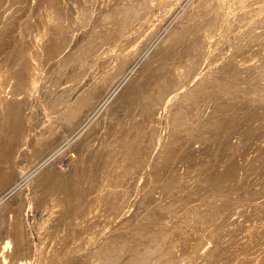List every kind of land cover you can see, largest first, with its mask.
<instances>
[{
    "label": "bare ground",
    "instance_id": "bare-ground-1",
    "mask_svg": "<svg viewBox=\"0 0 264 264\" xmlns=\"http://www.w3.org/2000/svg\"><path fill=\"white\" fill-rule=\"evenodd\" d=\"M34 1H36V0H34ZM149 1H151V0H149ZM149 1L148 0H127L124 4L122 2L119 5V3H118L119 1H118L117 2L118 4L115 2V4L112 5L110 2L108 3L107 0H67V1L66 0H39L40 3L35 2L36 5L39 4L38 5L39 8L35 7V8H37L36 9L37 11L34 12V14H32V16L29 15L27 17L30 18V16H31L32 20H33V25H35V27L37 29H40V30L42 29L43 32L41 31V33H42L41 36L40 35L37 36V33H36V35H34L35 34L34 33L33 34L34 37L29 38L30 40H32L31 38H33V40L31 41V45H32L33 49H32V51L27 53V55L23 51L24 49L21 48V45L18 44L19 40L17 41V37L18 38L21 37V32H22L21 31L22 23H20L21 19H20V16L18 17V11L21 9V7H20V9L18 8L19 10L17 9L16 12L11 13V15H9V17L6 20L7 22L5 24V27L3 29H0V50H3V48H4L6 50V52L12 53L11 56L9 53L5 54V56H8V54H9V57H11V61H10V59L8 61H6V59L8 57L7 58L4 57V58H6L5 60L4 59L0 60V64H2L3 62L4 63L6 62V64H7V65H5L4 69L3 68L0 69V194L2 192H4V189H6V187L12 185L13 182H15L17 179H19L20 176H23V177H21V179L26 178V175L28 176L29 170L27 171L28 173L25 170H26V168L27 169L30 168V166H29L30 163L27 165L29 167H27L25 165V162H23L24 157L27 154H29L28 156H30V159H29V157L27 159L29 160V162H31V167L34 164V163L32 164V162L39 163L37 165V166H39L41 164V162L44 161V159L46 160L47 157L51 158L54 156V154H55V156L59 155L57 153L61 152L63 149H65L68 146H71L72 148L74 147V149H73L74 152L72 154L67 155L64 158L62 157L63 158L62 159L63 160L62 166L63 165L65 166L64 170H65L66 175L62 176V174H63L62 172H57L55 170L58 167V165L55 167V169L53 168L54 165H52V168H51V169H53L52 175L50 174V176H48L49 178H46L43 180L44 184H45L44 181L46 180V185L41 186L42 183L41 184L38 183L39 186L33 184V186H35L36 191L33 192L32 199L34 198V200L38 199L41 201L40 207L43 208L41 211L44 212V214H41L40 218L36 219V214H38V213H34L35 215L34 214L32 215L30 212L31 209L33 211V208L38 210L36 208V206L31 208L32 205H30L31 209L30 210L26 209V206H27V208H29V206L27 205V202H26L27 200L25 201V199L22 198L23 196L22 197L19 196L18 199H17V197H18L17 196L16 197L17 200L15 199L16 200L15 203H13L11 201L4 203L5 199H4V202L2 201L3 202L2 204L0 203V264H9V262L12 264L14 262V259H16L18 256H21V257L24 256L25 258L29 259L27 262V259L25 260V258H24V262H21L19 264H264V204H262L263 202L257 201L258 204L262 202L260 205V206H262V209L260 210L259 213H257L258 210H256V211L254 210L255 208L252 209L254 211L250 212L248 210V208H249V206L254 205L255 200L254 199L251 200L250 198L246 197V196H248L246 194H245L246 195L245 197H246V199L248 198L247 200L245 198L243 199L241 197L244 194L242 195V192H240L239 190H241L243 188V186L245 187V185H243V186L240 185V189L237 190L236 193L234 192L235 194H232L233 190H232V193L230 190H229L230 192L228 190H226L227 193L229 192V193H231V195H229V193L227 194V193L221 191L225 187H227L224 185L227 183H224V182L229 175L230 176L232 175L231 178L232 179L234 178L233 181L234 180H238V181L240 180V182L242 181V183L244 180H247V181L254 180L255 178L258 177L257 175H259V176L264 175V162L261 163V160H263V158H264V134H262V135L258 136V138H256V140H258V142H254V144H252L250 146L248 145L247 146L248 148H245V149H247L246 155L248 153H249L248 155H250V154H254V155L249 156V157L247 156L248 158L245 157L244 160L240 159V161H238L237 163L235 162L236 163L235 165L233 164L234 166L231 164H230V166H227V165H229L228 163L225 165L224 164L222 165V162L225 159L224 160L221 159V161H222V162H220L221 164L219 163L220 160H218L217 161L218 164H216V165H219L217 167L218 171L215 173L213 172L214 177L217 175V178L211 179L213 177L210 178V175H209V178L213 181V183L211 182V184L208 180L206 182L204 180L203 183L202 182L199 183L197 181L198 179L196 178L195 172L192 174L189 173L190 175H187V173H184L180 170H178V172H176L177 169L174 172L173 169H175V168H173L172 171H169L171 173H170V176L168 177V179H167V177L166 178L164 177L165 181H167L169 183L168 188L165 187V184H164L165 181H164V178H162V174L164 172H166L165 171V166H166L165 163H167L166 160L170 157L169 155H171V152H176V150H178V149H176V143H175L176 139L178 137L175 139V142H173L175 135L172 136L173 137L172 141L168 140L169 138L167 137L168 139H166V140H168V141H165L164 144L162 143L164 136L166 135L162 131V129L165 130V128L167 127V126L165 128L162 127V125L165 122L163 120V118L166 115V111L169 112V111H171V108H172V110L175 111V112L172 111L173 114L175 113L176 116H180V117L174 118L175 120L178 118H182V117H183L182 119H184L186 116L189 117V115H192V114H190L191 108L193 109V107L191 105H192V103L195 102V100L198 99V101H199V97H198L197 93L200 94L199 91H201V89L202 90L205 89L204 87H206V86H208L209 88L214 87V89L216 87V90L220 89V90H225V91H227L229 89L228 90L229 92H231V90L238 91V89L240 88L239 85H241V84H239V85H237V83L235 84L236 80H234V84H229L230 83L229 80L231 78L230 79L228 78V80H227L228 84L225 82V79H224V81H223V79L220 81L218 79L219 78L218 76L220 73L219 74L217 73V72H219L217 69H219L220 72H222L221 68H220L222 66H220V67L218 66L221 64V62L219 61L220 64H216V62L212 63L213 60L216 61V59L219 60L221 58V61L223 62V64H226V62L223 60V58L224 59H225V57L227 58L228 55L226 56L225 54H228V53L223 51V48H222L223 52L219 51L220 52V53L218 52L219 54L218 53L215 54L218 56L210 57L212 55V53H211L212 50L210 52L209 48H211L210 46L213 45L212 40H213L214 35L211 33V31L209 29L214 28V27H211L212 25L216 26V25H214V23L218 19L221 21V23L219 22V27L222 30H225V28L228 29L227 28L228 26L225 24L229 23L228 20H230V18L227 19L228 17H226V15H229V13L226 14L227 12L225 11V7H224L227 4L226 3H225V5L222 4L223 0L222 1L221 0H197V1L195 0L196 1V2L194 1L195 4H193V2H192L191 5H188L186 11H184V16H183L182 21L181 20H179L180 22L178 21L179 25L177 24L178 26L177 27L175 26L176 28L174 27V29L172 31H170V33L165 37L167 39L163 38V40L158 42L154 47L152 46L153 48L150 51L147 49L149 51V53L146 51L147 55H145V58L143 59V61L140 59L141 62L140 63L138 62V64L136 65L135 64V62H137L135 59L136 56H134V58H132V55L134 53L133 52H132L133 54L128 53L126 56L127 52L124 51V55L123 56L121 55V57L117 59V62L119 60V62H118L119 64H116L117 62L115 63L116 60L114 59L115 60L114 66H113V64L111 66L110 65V62H112L111 56H113L114 54L112 53L113 55H111L110 50L109 51L105 50V52H102L100 50L101 52H98L97 49L103 48V46L100 48H97L100 46L99 44L102 43L101 41H103V40L100 39L101 41H99L100 35H98L99 37L97 36L98 39L96 40L97 37L95 36V34H98V33L101 34L102 32L105 33L106 31H108L110 34L111 33L113 34L115 29L118 28L117 25L122 23L120 18H119L120 14H121L120 16H122V12L125 14L127 12V13H129V15H130V13L138 14L141 12L140 9H143L142 11H144V13L147 15L148 11L154 12V10H156V7H157L156 5L164 6L163 4H165V5H171L172 6L174 4L177 6V4L179 2H182L183 0H157L156 5L154 4L155 1L152 0V2H150V3H149ZM158 1H159V4H157ZM236 1L237 2L238 1L244 2V3L239 2L240 3L239 7L241 8V6H243V8H244V10H242L243 13H245L247 15H248V13L253 14L256 17L253 15L252 16L257 18V21H262V20L264 21V3L263 4L259 3L260 6H257L258 5L257 2H259L260 0H252V1L248 0V2H246V0L245 1L236 0ZM263 1L261 0V2H263ZM25 2H26L25 5L27 7L30 0H25ZM230 2H231V0L228 1V3H230ZM151 3H153V4H151ZM184 3H187V1ZM255 3H257V5ZM116 4L119 6L116 7ZM241 4H244V5H241ZM253 4H255L254 6H256V7H253ZM0 5H1V3H0ZM7 5H8V3H7ZM23 5H22V7H23ZM32 5H33V3H32ZM179 5H180V3H179ZM121 6H123V7H121ZM162 6H160V7H162ZM171 6H169V8ZM92 7H95L96 10H97V8L100 10V16L97 19L100 20L101 22H107L109 25H108V27H106V25H107V23H106V25L104 26L106 28L101 29V31L100 30L97 32L95 31V33L93 31H92L93 33H90L89 30L86 31V29H85V31H82L83 33L80 34L79 36L77 34L78 38L75 41L80 43L81 46L83 45V49L80 48L82 50L81 53H84L83 55H85L87 52H90L89 55H91L90 58H92V59H90V62L88 61L89 63L87 64L86 68H84L85 66L81 67L83 62L82 63L80 61L77 62V60H75L76 58L75 59L73 58L76 62L72 66L69 67L67 65V64H69V62L65 58L69 57V55L71 54L70 51L73 49H70L69 52L66 51V52H68V54L70 53L69 55L67 54L68 55L67 57L66 56L64 57V55H63V59H65V60H63L64 62H62V60H61L62 58L60 59L61 62L58 59L56 60L54 57L51 56V54L55 50V48L58 46L59 43L61 44L62 41H64V40L66 41V39H68L67 33L71 28H72L71 34H73V28H76V26H77V28L79 27L78 25H80V23L83 22L82 19L85 17V14L86 13L89 14L88 12H89L90 8H92ZM229 7H230V5H229ZM4 8L2 9V11L4 10ZM7 8H8V6H7ZM32 8H34V7H32ZM95 8H93V9H95ZM245 8L248 11L245 10ZM166 9H168V8L166 7ZM172 9H174V8L172 7ZM229 9H228V12H229ZM236 9H238V8H236ZM33 10L34 9H32V11ZM67 10H69L70 12ZM3 12H5V11H3ZM66 12H68V13H66ZM135 12H138V13H135ZM235 12H236V10H235ZM246 12H248V13H246ZM0 13H2V12H0ZM30 13H31V11H30ZM96 13H97V11H96ZM165 13L167 14V12H165ZM165 13H163V15ZM66 14H67V16H66ZM82 14L84 17H82ZM87 14H86V16H88ZM91 14H93V13H91ZM140 14H138V15H140ZM129 15H128V17H129ZM149 15L150 16L147 17L149 19H145L146 21H145V23L143 22L141 27L138 26L139 27L138 31H140V32H137V33L140 34L143 31L144 34H147L148 37L150 36L152 38L156 29L158 28V26H161V24L160 25L155 24V20H154L155 16L153 17L154 14L152 15V13L150 14V12H149ZM233 16H234V14H233ZM252 16H250V17H252ZM125 17H127V16H125ZM250 17H249V20H252ZM18 18H19V24H18ZM24 18H25V16H24ZM123 18H122V20H123ZM163 18H165V17H163ZM86 19H83V20H86ZM91 19H93V17ZM134 19L135 18H133V20ZM233 19H235V18H233ZM27 20L28 19H26V21ZM32 20H30V21H32ZM98 20H97V22H98ZM124 20H126V19H124ZM249 20L247 22H250ZM127 21H125V22H127ZM244 21H243V23H244ZM257 21L255 19V22H257ZM247 22H246V24L248 25ZM26 23H28V22H26ZM253 23L254 22L252 21V24ZM257 23H259V22H257ZM95 24H97L96 21H95ZM126 24H129V21ZM250 24H251V22H250ZM250 24H249V27L252 26ZM262 24H263V22H262ZM262 24H260V25H262ZM81 25H80V27H81ZM139 25H141V24H139ZM237 25H239V24H237ZM260 25H256V26L259 27ZM102 26H103V24H102ZM132 26H133V24H132ZM223 26H226V27L223 28ZM23 27H24V23H23ZM27 27L28 26H26V28ZM59 27L61 28V30L63 29L62 33L59 32L60 30L58 31ZM93 27H92V29H93ZM241 27L242 26H240V28ZM255 27H253V28H255ZM36 28H34V29H36ZM247 28H248V26H247ZM15 29H17V30H15ZM25 29H23V32ZM27 29H29V28H27ZM141 29H143V30L141 31ZM245 29H244L243 35L246 34ZM32 30H33V28H32ZM94 30H95V27H94ZM128 30H130V29H128ZM135 30H136V28H135ZM213 30L216 31V28ZM250 30L252 31L253 29L250 28ZM117 31H119V30L117 29ZM121 31H123V30H121ZM251 31H247V29H246V32L251 33ZM130 32H132V31H130ZM157 32H158V30H157ZM233 32H234V30H233ZM257 32L258 31L256 30V33L254 34L255 36H256V34H258ZM143 33L140 34L141 35L140 38H142ZM228 33H229V31H228ZM239 33L240 32H237V37L235 35L236 33L235 34L233 33L234 35L230 34V36L232 35L231 37L226 34L230 38H229V40L227 39V41L225 43H223L225 45L222 44L223 46H225L224 48L227 47V49H228L231 45H233L234 41L236 42L237 40L241 39V36L239 37ZM23 34L24 33H22V35ZM116 34H117V32L114 34V36ZM241 34H242V32L240 33V35ZM133 35H135V34H133ZM140 35H138V36H140ZM254 35L252 34L251 36L253 37ZM24 36H23V38H24ZM73 36H75V35H73ZM103 36H106V35H103ZM126 36H127L126 34H125V36L122 35L121 37H119V40L121 38V41L124 40L123 42H125V43H127L128 41L134 40L132 38V36H127V37ZM138 36L136 35V37H138ZM244 36H246V35H244ZM251 36L249 38H251ZM111 37L112 36H110V38ZM143 37H145V36H143ZM71 38H72V36H71ZM145 38H147V37H145ZM219 38L222 39L221 37H219ZM242 38H243V36H242ZM245 38L247 39V37H245ZM245 38H244V40H246ZM21 39H20V41H21ZM50 39H52V40L50 42H48ZM73 39L74 38H72L71 41ZM116 39H117V37H116ZM116 39H115V42H116ZM217 39H216V41H217ZM112 40H114V39H112ZM119 40H117V41L120 42ZM136 40H137L136 42H139L138 39H136ZM262 40H264V38ZM103 42H105V41H103ZM23 43H24V41H23ZM25 43H26V40H25ZM51 43L53 44V47L55 45L54 49L52 47H51L52 49L48 48V44L51 45ZM236 43L238 44L239 42H236ZM240 43L244 44V43H246V41H243ZM63 44H64V42H63ZM63 44H62V46H63ZM135 44H137V43H135ZM141 44H140V46H141ZM254 44H255V42H254ZM102 45H103V43H102ZM118 45H121V44H118ZM138 45H137V47H138ZM44 46H45V48H44ZM106 46H107L106 47L107 49L110 48L109 47L110 45L109 46L106 45ZM24 47H27V46H24ZM36 47H39V50L42 49L40 52H41V54H43V56L45 58V59L42 58L43 59L42 61L45 60L44 63L47 62L46 63V64H48L47 67L46 66L44 67V65L42 63L41 64L43 66L42 65L39 66L40 63L37 64L38 60L36 61L34 59V57L37 59V57L35 56L38 53V52L36 53ZM59 47H58V49H59ZM117 47H119V46H117ZM125 47H122L121 49H125ZM130 47L132 48V44ZM131 48H130V50H131ZM61 49H62V47H61ZM263 49H264V47H263ZM39 50H37V51H39ZM74 51H79V50H74ZM246 51H248L247 54H245L244 52H241V56L239 55L240 58H237L238 55H234V56H237V57H235V59L230 57V61H227V62H229L230 66L229 65H227V66H229V68L232 66L233 69L235 71H237V72L234 71L235 74L236 73L238 74V72H241V74H242V72H244L243 75H247V74H250V75L251 74L252 75L257 74L258 75V73H263L264 68L262 66L257 67L259 62L254 64L256 66H254L253 64H250V63H249V66L246 63L247 67L243 66V64L245 62H247V61L249 62V60L252 59V57L249 55V50H246ZM250 51H251V49H250ZM117 52L121 53V51H119V49ZM128 52H129V50H128ZM261 52L263 53V51H261ZM76 53H78V52H75L74 54H76ZM120 53L117 55L119 56ZM232 53H234V52L232 51ZM242 53H244V54H242ZM1 54H4V53L0 52V55ZM41 54L37 55V56H41ZM56 54H57V52H56ZM79 54L80 53H78V55ZM237 54H239V53H237ZM250 54L252 55V53H250ZM54 55H55V53H54ZM58 55H59V52H58ZM86 55L88 56L87 58H89V55L88 54H86ZM224 55H225V57H224ZM74 56H76V55H74ZM230 56H232V55H230ZM80 57L81 56H79V58ZM209 57L211 58L210 59V61H212L211 63L216 64L218 68L215 65H214L215 67L211 65L212 66L211 70H208V72L206 71V73H201L203 75V77L201 76L202 78H200V80L199 79L197 80V78H199V77H195L198 82L194 81L195 80L194 79L193 83L192 82L189 83V79L193 76L192 74L196 70H197L196 74L198 73L196 76H198L200 74V71H198V70L200 68V65L202 64L201 62L206 61V59ZM254 57L256 58V56H254ZM70 58H72V57L70 56ZM82 58L85 59L86 56L85 57L82 56L80 59H82ZM87 58L85 59V61L87 60ZM131 58L135 59V60L130 63ZM262 58H264V57H262ZM242 59L244 61H242ZM72 60L70 59L69 61H72ZM161 60H163V63L161 62ZM34 61L37 62L36 63L37 65L35 64ZM39 61H41V59H39ZM157 61H158V63H156ZM208 61H209V59H208ZM207 63H209V62H207ZM217 63H218V61H217ZM70 64H71V62H70ZM223 64H221V65H223ZM186 65L188 68L186 67L187 69L185 72L184 71L185 68L183 66H186ZM0 66H2V65H0ZM198 66H199V68H198ZM225 67H226V65H225ZM260 68H263V69H260ZM124 69H126L127 72ZM233 69L231 71H233ZM117 70L119 72H122L121 70H124L126 72V74L124 73V76H120V75H118L119 72L116 73ZM193 70H195V71H193ZM205 70H207V69H203V71H205ZM227 70H230V69H227ZM83 71H85V73H83ZM134 71H135V73H134ZM1 72H3V73H1ZM230 73H232V72H230ZM77 74H79L80 76H81V74H83V76H81L80 79H78V80L73 79V81H72V78L78 76ZM215 74H218V75H215ZM228 74H225L224 78ZM189 75L190 76L192 75V76L188 79ZM220 75H223V72ZM194 76H195V74H194ZM234 76H232L233 79H235ZM230 77H231V75H230ZM239 77H240V75H239ZM244 77L246 78V76H244ZM77 78L78 77H76V79ZM186 78L188 79V81H185V80H187ZM241 78H237V79H241ZM251 78H252V76H250V78H248V79H251ZM49 79L53 80L52 82H54L53 86L51 85V87L46 85V83H48V81H46V80H49ZM233 79H232V81H233ZM242 80H244V79H242ZM45 81H46V83H45ZM69 81H72V82H69ZM74 81H77V82H74ZM245 81H246V79H245ZM245 81H240V82L243 83ZM248 81L249 80H247V82ZM255 81L257 82V80H255ZM255 81L251 80L250 82H252L254 84ZM182 82H184V83H182ZM186 82H188L189 84H186ZM263 83H264V81H263ZM245 84H246V82H245ZM248 85H249V83L247 84V86ZM190 86H192L191 87L192 89H188V88H190ZM243 86H241V87H243ZM251 87H254V86H251ZM245 88L250 89V87H245ZM242 89H239V90H242ZM252 89H250V90H252ZM258 89H260V88H258ZM263 89L260 91L263 92ZM206 90H207V88L205 89V93L207 92ZM214 91H213V93H214ZM217 91L219 92V90H217ZM242 91H244V90H242ZM246 91L248 93H250L248 90H246ZM252 91H253V93H255L254 90H252ZM260 91L257 90L256 92H260ZM210 92H211V95H214L216 93L215 92L214 94H212V90ZM205 93H203V94H205ZM233 93H235V92H233ZM253 93H251L253 95V97L255 95L259 94V93H257L254 95ZM228 94H230V93H228ZM205 95H207V94H205ZM220 96H221V94H220ZM234 96H236V95H234ZM243 96H245V95H243ZM203 97H204V95H203ZM203 97H202V99L201 98L200 99L203 100ZM215 97L216 96L214 95V98ZM217 97H219V96H217ZM263 97H261V98H263ZM214 98H213V100H215ZM234 98H236V97H234ZM224 99H226V97ZM227 99H229V98H227ZM254 99H255V101L258 100L257 98H254ZM231 100H234V99L232 98ZM222 101H223V103H225L224 100H222ZM222 101H220V102H222ZM255 101L253 100V102H255ZM258 101L261 102L262 100L261 101L258 100ZM263 101H264V99H263ZM263 101H262V103H263ZM253 102H251V104ZM208 103H209V101H208ZM241 103H242V101H241ZM201 104H202V102H201ZM217 104H220V103L218 102ZM256 104H257V102L255 103V105ZM260 104H258V105H260ZM237 105H239V104H237ZM246 105H248V104H246ZM193 106H194V104H193ZM203 106H207V105L205 104ZM219 106H221V104ZM222 106H223V104H222ZM260 106H258V107H260ZM198 107H196V108H198ZM250 107H252V105L249 104L248 108H250ZM201 108H202V106H201ZM254 108H255V106H254ZM256 108L254 109L256 111L255 113H258L259 111H257V110H259V109L258 108L256 109ZM194 109H195V107H194ZM214 109H216V108H214ZM218 109H221V108H218ZM218 109H217V111H218ZM234 109H236L235 106H234ZM262 109L264 110V108H262ZM196 110L197 109H195V111L194 112L192 111V112L196 114ZM203 110H202V112H203ZM221 110H219V111H221ZM223 110L225 112L224 108H223ZM236 110H235V112H237ZM254 110H253V113H254ZM212 111L215 112V110H212ZM219 111L217 113H219ZM232 111H231L232 114H235L233 107H232ZM208 112H210V111H208ZM214 112H212V113H214ZM227 112H225V114ZM251 112H252V110H251ZM251 112H249V113L251 114ZM188 113H189V115H188ZM199 113H201V112H199ZM199 113H197V114L199 115ZM212 113L210 114L211 116L213 115ZM221 113L223 114V112H220L219 114H221ZM230 113H228V115ZM197 114H196V116H197ZM205 114H208V113H205ZM219 114H217V115H219ZM240 114H242V113H240ZM244 114L247 115V113H244ZM250 114H248V115H250ZM200 115H203V113H201ZM204 115L201 116L200 118H203ZM261 115H263V113H261ZM208 116L209 115H207L206 119L209 120V118H210V120H211V116H209V118H208ZM222 116H221V118H222ZM236 116H237V113H236ZM239 116L240 115H238V117ZM253 116H255V115H253ZM169 117H170V115H169ZM169 117H167V118L169 119ZM190 117L194 118L195 116H190ZM215 117H216V115H215ZM225 117H226V115H225ZM233 117L235 118V115ZM233 117H231L232 119H230V122H232L231 120L234 119ZM255 117H257V116H255ZM258 117H260V114ZM200 118H198V120L197 119L196 120L198 122H200L199 121ZM229 118H228V120H229ZM241 118L242 117H240V119ZM245 118H249V117L246 116ZM171 119H172V116H171ZM215 119H217V118H214V120ZM255 119L258 120L257 118H255ZM262 119H264V118H262ZM175 120H172V121H175ZM180 120L181 119H179L178 121H180ZM188 120L191 121V119H188ZM194 120H195V118H194ZM218 120H220V118ZM250 120H251V117H250ZM186 121L185 122L183 121L185 123L183 125H186L187 123H188V125H190L191 122L187 121V123H186ZM205 121H207V120H205ZM209 121L207 123H209ZM221 121L223 122V120H221ZM253 121H254V119L252 120V122ZM143 122H145L144 125H142ZM168 122H166V125ZM201 122L205 123L203 119ZM211 122H212V120H211ZM214 122H212V123H214ZM216 122H218V121H216ZM227 122H229V121H227ZM227 122H223V123H225V125H227ZM234 122H235V120H234ZM249 122H251V121H249ZM252 122H251V124H253ZM158 123H160L161 125L158 126ZM173 123H176V124L175 125H173L172 123H170V124H172L173 126H176L181 122H179V123L173 122ZM207 123H205V125L204 124H201V125L206 126ZM248 123H246V124H248ZM211 124H210V126H211ZM217 124H220V121ZM233 124H235V123H233ZM256 124H257V122H256ZM179 125H182V123ZM195 125H197V124H195ZM231 125H232V123H231ZM170 126L171 125H169V127ZM207 126H206V128H207ZM228 126L230 127L229 123H228L227 127ZM262 126L263 125L261 123V126L259 127V128H261V130H262ZM187 127L185 129L189 128V127L188 128ZM192 127H193V125H192ZM192 127L189 130H192ZM211 127H214V126H211ZM220 127L221 126H219V128ZM223 127H225V126H223ZM231 127L234 128V126H231ZM251 127H248V128H251ZM171 128L172 127H170L169 129H171ZM204 128H201V129H204ZM216 128H218V127L215 125L214 130ZM233 128H229V129L232 130ZM244 128H245V125H244L243 129ZM253 128H251V129H253ZM240 129H239V131L241 132L242 135H244L242 133V131L245 132V130L241 131ZM263 129H264V126H263ZM174 130H176V129H174ZM189 130H187V131H189ZM205 130H207V129H205ZM230 130H229V132H227V130H226V132L230 133ZM233 130H235V129H233ZM233 130H232V132H233ZM165 131L167 132L168 130H165ZM195 131H197V130H195ZM202 131L204 132V130H202ZM248 131L249 130L247 129L246 132H248ZM176 132H177V130L174 133L176 134ZM199 132H201V131H199ZM224 132H223V134H224ZM246 132H245V134H246ZM250 132H251V130H250ZM253 132L254 131H252L251 133H253ZM182 133H184V132L182 131ZM182 133L180 134L181 137H182ZM189 133H190V131H189ZM204 133L208 134V131H206ZM213 133H215V132H213ZM120 134H122L123 136L122 135L120 136ZM167 134L169 136V133H167ZM193 134H195V133H193ZM193 134L190 133L189 135L192 136ZM209 134H210V132H209ZM219 134H222V133H219ZM180 135H179V138H180ZM198 135H199V137L202 136V135L200 136V134H198ZM213 135H215V134H213ZM213 135L211 134V137ZM218 135H216V136L218 137ZM222 135H221V138H222ZM238 135H240V134H238ZM251 135H249V136L251 137ZM187 136H185V138ZM206 136H208V135H206ZM209 136L207 138H209ZM145 137L146 138L149 137L150 141L145 142V140L147 141V139H145ZM197 137L195 136L196 141L198 139ZM217 137H215V139ZM230 137H232V136H230ZM243 137L244 136H242V138ZM246 137L248 138V136H246ZM256 137H257V135H256ZM182 138L185 139L184 137H182ZM207 138L202 137L201 141H203L202 139L207 140ZM218 138H220V137H218ZM221 138H220V140H221ZM228 138L226 137L225 139L228 140ZM232 138H230L228 141H231ZM236 138H239V136L238 137L236 136ZM215 139H213V140L215 141ZM250 139H252V138H250ZM253 139H254V137H253ZM178 140L180 142L181 139H178ZM217 140H219V139H217ZM247 140H246V142H247ZM155 141H157L156 144L159 145L156 147L157 151H155V146H156V144L154 146ZM185 141H186V139H185ZM210 141H212V140H210ZM223 141H225V140H223ZM237 141H236L237 144H239V139H237ZM181 142H182V144H181ZM181 142H180L181 145L178 143L180 145V147L183 145V143H185V142H183V140H181ZM188 142H189V140H188ZM198 142H199V140H198ZM226 142H224V143H226ZM161 143L163 146L161 145ZM220 143H221V141H220ZM220 143H218L220 145V147L223 146L222 143L221 144ZM233 143H234V141H233ZM192 144H193V142H192ZM202 144H203V142H202ZM214 144H215V142H214ZM218 144L216 145L217 147H218ZM235 144H233V145H235ZM245 144H248V143H245ZM179 145H178V147H179ZM189 145H191L190 142H189ZM233 145H231L232 148H233ZM240 145H241V143H240ZM205 146H206V144H205ZM205 146H204V148H205ZM211 146L213 147L214 145H211ZM242 146L245 147L246 145L242 144ZM180 147H179V149H180ZM185 147H188V146H185ZM191 147H192V145H191ZM199 147H202V146H199ZM207 147L208 146H206V148ZM239 147H241V146H239ZM162 148H163V150L161 151ZM206 148H205V150H206ZM208 148H209V150L207 149L206 151H208V152L211 151L210 147H208ZM214 148L215 147H213V149ZM222 148H224V147H221V149ZM226 148H228V147H226ZM183 149L184 148H182V150L181 149L180 150L183 151ZM193 149H191V150L189 149L190 152ZM228 149H230V146ZM241 149H240V152H241ZM89 150L91 151L90 153H89ZM185 150H187V148ZM201 150H203V149H201ZM233 150H235V149H233ZM77 151L80 152V155L78 154ZM83 151L84 152L87 151L89 154L87 155V152H86V155H85V153H82ZM206 151H203V153H205ZM212 151H214V150H212ZM220 151L218 150V153ZM236 151H235V154H236ZM243 151H242V153H243ZM67 152H69V151L67 150ZM126 152L131 153V157L129 156V159H128V160H130L129 162H131V163L128 164L129 166L128 165L127 166L129 168L132 165L129 168V171L132 168L133 172L131 170L132 173H130V174L126 173L127 174L126 175L125 172L127 170L124 171L122 169L121 171H124V172L121 173V171H120V174H118L117 170L120 167L122 168L123 166L126 165L125 162L121 161L122 157L125 156L124 154H127ZM161 152H162V155L163 154L164 155L160 158V162H159V164H157V167H155V165L152 163L153 164V172L157 171V174L156 175L154 174V176H153L152 173H151V175L148 173L149 174L148 177L150 179H152V183H151V185L149 184L148 187L149 188L151 187L150 193L152 194L151 197L152 196L153 197L150 198V196H149L150 194H149L145 198L144 196H146V194L149 193L150 189H148L149 191H146V189L143 190V187L146 188L147 185L144 186L141 184V182L139 184L138 183L139 181H137L136 185H135L134 182L136 181V178H134L135 180L132 179L134 182H133V185L130 184V186L133 187L135 185V187H133V188L131 187L132 188V191H130L131 197H129V195H128V198L130 200V203H129L130 206H134L135 209H134L133 215L126 213L129 210L126 211L124 209V208H126L125 203L128 204L127 203L128 199L124 200L125 198H123L124 196L125 197L127 196V193L124 191L125 188L123 189V191L126 193L124 195V194H121V192H120V190H118V188L115 189L113 187H116L117 186L116 184L122 185V186L129 184L130 178L132 176H134L136 173H139L141 170H143V167L145 169V167L149 163L151 164L152 161L155 162V160H156L155 158L157 156L159 157L161 155V154L159 155V153H161ZM190 152L188 153V156H189ZM192 152L195 155L196 152L195 151H192ZM211 152H209V153H211ZM223 152H225V151H223ZM228 152H230V151H228ZM240 152H238L237 154H239ZM110 153L113 154L114 156H112ZM199 153H202V152H199ZM177 154H180V152ZM208 154H206V155H208ZM214 154H215V152H214ZM227 154H229V153H227ZM235 154L232 153V155H231V157H233L232 158L233 160H234ZM50 155H53V156H50ZM108 155H109V157L112 156L111 157L112 160L109 157H107ZM182 155L181 156L184 159H187L186 151ZM240 155H242V154H240ZM173 156H171V157L173 158ZM198 156H200V155L198 154ZM211 156H213V154ZM215 156H218V154H216ZM215 156H214V158H215ZM225 156H226V154H225ZM113 157H114L115 161L118 162V166L117 167L115 166L116 168H113L114 166L112 165V163H114ZM178 157H180V156H178ZM178 157L176 156V158H178ZM192 157L195 158L197 156L195 155ZM201 157L202 156H200V158ZM203 157H204V154H203ZM223 157H224V155H222V158ZM229 157H228V159H229ZM239 157H241V156H239ZM239 157H238V160H239ZM172 158H171V160H172ZM200 158L196 159L197 162L199 161L198 159H200ZM27 159H26V161H28ZM174 159L175 158H173V160ZM180 159H181V157H180ZM217 159H219V157ZM123 160L128 162L127 159L126 160L123 159ZM200 160H202V158ZM203 160H204V163H207V162H205L206 159L203 158ZM207 160H209V159H207ZM226 160H227V157H226ZM57 161H59V160H57ZM158 161H159V158H158ZM190 161L188 163H190ZM214 161H216V160H214ZM183 162L184 161L182 160V163ZM192 162H193V160H192ZM46 163H50V162L46 161ZM139 163L141 166L142 165L143 166L141 167L139 165ZM177 163H180V162H177ZM200 163H202V162H200ZM204 163H202V164H204ZM193 164H195V163L193 162L192 166H193ZM197 164L199 167V163H197ZM202 164L200 165V168H201ZM207 164L210 165V162ZM170 165H169V167H170ZM173 165L177 166L178 164L177 165L173 164ZM183 165H185V164H183ZM213 165H214V163H213ZM37 166H36V168H37V170H39ZM194 166L197 167L196 164ZM204 167L205 166H203L202 168H204ZM244 167H248L249 169H247V168L243 169ZM32 168H34V167H32ZM41 168H43V167H41ZM60 168H62V167L60 166ZM190 168L191 167H189V169ZM217 168H214V169L216 170ZM124 169H126V167H124ZM167 169H168V167H167ZM178 169H179V167H178ZM203 170H206V169H202L201 171H203ZM34 171H36V170H33V173H34ZM110 171L112 172V174H110ZM199 171L200 170H198V172ZM210 171H211L210 173H212V171H214V170L211 169ZM242 171H243V174H242ZM145 172H142V173H145ZM149 172H151V170ZM46 173H49V172H46ZM205 173H206L205 175H207L208 171H205ZM44 174H43V176H44ZM167 174H169V173H166V175ZM114 175L117 176V178H114ZM138 176H139V174H138ZM187 176H189V177H187ZM198 176H199V174H198ZM245 177H246V179H245ZM39 178H38V180L40 182ZM44 178H45V176H44ZM113 178L115 180H113ZM198 178H200V176ZM137 179H140V178L138 177ZM150 179H148V181H150ZM202 179H203V177H202ZM202 179L200 178V180H202ZM112 180L114 181L115 184H112L113 183ZM229 180L227 179V181H229ZM262 180H264V179H262ZM261 181L258 180V182H261ZM262 183H263V181H262ZM27 184H28V182H27ZM29 184H30V182H29ZM248 184H251V183H248ZM31 185L32 184H30V186ZM176 185H179L180 189H182V190H180V189L175 190L174 186H176ZM188 185H191L190 188H186V186H188ZM232 185H233L232 188L236 187V184H232ZM259 185H260V183H259ZM27 186L29 187V185H27ZM130 186H129L128 190L130 189ZM229 186H228V188H230ZM13 187H14V184L12 187H10V189H14ZM117 187L120 188V186H117ZM173 187H174V189H172ZM122 188H120V189L122 190ZM185 188H186V190H183ZM10 189H8V190H10ZM33 189L34 188H32V191H33ZM169 189H172L169 192L170 195H168V197L170 196L169 197L170 199L173 198L174 200H176V199H179L183 196L186 197L185 199H182V198L180 199L181 206H184L187 204L184 209L182 207L183 210L180 209L182 211V213H180L181 215L178 216L177 215L178 213L176 212L177 213L176 216L179 217L177 219H181V221L177 222V223L180 222L179 226L177 224H175V222L169 223V227L167 226V228H165L166 231L169 229V232H158L159 230L151 232L150 231L151 228L145 227L147 230L149 229L150 232L148 231L149 234L144 235L146 237H144L145 238L144 240L142 238L143 241L137 239L136 237L135 238H128L126 236L127 238H125L123 235L116 236L117 235L116 230L118 229L119 225L121 226L124 223L128 224V221L126 222L128 217L129 218L132 216L137 217V224L140 225L139 226L140 228H141V225L145 226V224H147L146 226H148V223H150V221H148L146 219L147 218L146 216L148 214L146 212V209L148 211V209L150 210L151 208H154L153 205H155V206L157 205L158 208L160 206L159 204L166 205L164 199H165V197H167V195L165 193ZM26 190L27 189L25 188L23 191H25V193H26L27 192ZM249 190H251V189H249ZM13 191H15V190H13ZM23 191H20L19 194H21V192L23 193ZM30 191H31V189H30ZM145 191L147 193H145ZM262 191H264V187H263ZM6 193L7 192H5L4 194H6ZM157 193H158V195H157ZM4 194L2 193L1 197ZM31 194H32V192H31ZM263 195H264V193H263ZM142 197H144L145 199H148V197H149L152 201L151 202L150 201L145 202L147 200H144ZM261 197H263V196L261 195ZM256 198H258V197H256ZM119 199H120V201H119ZM111 200H114L116 202L113 204ZM258 200H259V198H258ZM263 200H264V198H263ZM101 203H102V205H104L103 206L104 210H107L106 212H109V216L111 215L110 217L114 219L113 220V228H112V230L108 229V230H111L110 233H107V231L101 230L100 233L103 232L102 233L103 234L102 240L100 239L102 242L98 241L100 243V244H98L95 241L96 239L93 240V242L98 244L97 246H95L94 244L93 245L91 244L92 237H93L92 235H94L97 231H99L101 229L98 226V221L103 220V219L100 218L97 221L94 220L96 218V216L93 219L92 212H93V209L95 207L97 208L96 205H99V204L101 205ZM172 203L174 204V202H171V204ZM238 206H240V207H238ZM245 206L246 207L248 206V208H246ZM40 207H39V209H40ZM157 207H156V209H157ZM162 207L164 208V206H162ZM175 207H176V205H175ZM237 208H240V209H237ZM260 208L261 207L256 208V209H260ZM160 209H161V206H160ZM36 210H34V212H36ZM104 210L102 212H100V211L99 212L103 213ZM157 210H159V209H157ZM162 210L164 211V209H161L160 211H162ZM175 210L177 211L178 209L175 208ZM175 210H174V212H175ZM246 210H248V212H246ZM38 211H40V210H38ZM167 211H169V206H168ZM181 211H179V212H181ZM94 212H96V209ZM252 212H253V214H252ZM96 213H98V211ZM100 213H98V214H100ZM145 213H146V215H145ZM150 213H151V211H150ZM98 214H96V215H98ZM169 215H170V213H169ZM174 215H175V213H174ZM174 215L172 216L173 218H174ZM233 215H236V216L234 217ZM102 216L103 215L101 214L100 217H102ZM109 216H108V218H110ZM31 218H32V220L29 221ZM96 219H98V217ZM150 219H152V218H150ZM154 221H151V222L155 226V224H157V222L154 224ZM170 221H172V220H170ZM101 222H103V221H101ZM105 222L103 223L104 225H105ZM133 222H134V224H133ZM133 222H131V223H132V225L135 226L136 223H135V221H133ZM164 222H165V220H164ZM51 223H54L55 226L57 224H61V225L57 226L56 228H55V226H53V228H55V229L51 230L50 229ZM165 223H167V222H165ZM108 225H110V224H108ZM111 225H112V223H111ZM124 225H126V224H124ZM158 225H160V224H158ZM158 225L155 227H158ZM161 225H162V223H161ZM154 226H152V230H153ZM189 226H190V228H188ZM102 227L105 228V226H103V225H102ZM127 227H129L131 229L133 226H127ZM51 228H52V226H51ZM129 228H127V229H129ZM135 228H137V226ZM141 229L144 231L143 228H141ZM163 229H164V227H163ZM137 230H139V229H137ZM147 230H145V231H147ZM129 231H132V230H129ZM143 231H142V233H143ZM76 232L80 236V237L79 236L77 237L79 239L78 244L77 245H75V244L71 245V243L74 241L73 239L76 238V237L74 238ZM139 232L140 233H138V232L137 233L140 236L141 231L139 230ZM115 233H116V235H115ZM123 233H125V232H123ZM128 233H126V234H128ZM133 234H134V231H133ZM121 236H123V237H121ZM139 236H138V238H141L143 235L141 237H139ZM100 237H96V238H100ZM159 238H162L166 241L165 242L163 241L164 243H161L162 241H158ZM74 243H75V241H74ZM70 246H74V248L71 249ZM259 247H260V250H259ZM257 248H258V250H257ZM92 256H94L97 259H95V258L93 259ZM90 257L92 259H90ZM12 259H13V262H11ZM17 262H19V260ZM15 264H17V263H15Z\"/></svg>",
    "mask_w": 264,
    "mask_h": 264
},
{
    "label": "rangeland",
    "instance_id": "rangeland-1",
    "mask_svg": "<svg viewBox=\"0 0 264 264\" xmlns=\"http://www.w3.org/2000/svg\"><path fill=\"white\" fill-rule=\"evenodd\" d=\"M4 1H5L6 3H5ZM32 1H33V2H32ZM66 1H67V0H66ZM107 1H108V3L110 2L112 5H114L115 2L117 3V2L119 1L118 3H119V5H120L122 2H123V4H124L127 0H126V1H125V0H113V1H112V0H107ZM148 1H149V0H148ZM153 1H155L154 4L156 5L157 0H153ZM186 1H187L188 4H187V3H184V2H186ZM188 1H189V2H188ZM194 1H195V0H183L182 2H179L180 5H179V3H178L177 6L174 5V4H173L172 6H171V5H165V4H163L164 6H162V5H159V6L156 5V6H157V7H156V10H154V12H153V11H152V12H151V11H148L147 15L144 13V11H142L143 9H140V10H141V12H140L141 14L138 13V12H135V13H138V14H140V15H138V14H134V13H130V15H129V13H127V12H126V14L122 12V16H120L121 14L119 15V18H120V20H121L122 23L119 22L120 24L117 25L118 28L115 29V31H114L113 34H112V33L110 34L108 31H106L105 33L102 32L101 34H99V33H98V34H95L96 37H97L98 35H100V37L98 36V37H99V41H101V40L105 41V42L101 41V42L103 43V45H102V43L99 44L100 46L98 45L99 47H97V48H100V47L103 46V48L97 49L98 52H101V51H102V52H105V50H107V51L110 50L111 55L114 54V55H113L114 57L110 55V56H111V60H112V62H113V63L110 62V65H111V66H112V64H113V66H114V61H115V60H116V61H115V63H116V62H117V59L120 58L121 55H122V56L124 55V51L127 52V53L125 52V53H126V56H127L128 53L131 54V53L133 52L134 54L132 53V54H133V55H132V58H134V56H136L135 59H136L137 62H135V64L137 65L138 62L140 63L141 60L143 61V59L145 58V55H147L146 51L149 53V51H150V50H151V49H152V48H153L158 42H160L161 40H163V38H165V37L170 33V31H172V30L174 29L175 26L177 27V26L179 25L178 21H179V20L182 21L183 16H184V11H186L188 5H191L192 2H193V4H195V2H196L197 0H196L195 2H194ZM221 1H222V0H221ZM225 1H226V2H225ZM225 1L223 0V3H222V4H224V5H225V3L227 4V5H225V6L223 5V6L225 7V11L227 12L226 14L229 13V15H230V16H229V15H226V17H228L227 19L230 18V20H228V22H229L230 24L226 22L227 24H225V25L228 26V27H227L228 29L225 28L226 26H223V28H225V30H222V29L219 27V22L221 23V21H220L219 19L215 21L214 25H216V26H213V25H212L211 27H214V28H210V29H209V30L211 31V33L214 35V36H213V40H212V44H213V45H211V46H210L211 48H209V49H210V52H211V50H212V52H211L212 55H211L210 57L218 56V55H215V54L218 53L219 51H220V52H223V51L227 52L228 54H225L226 56L228 55L227 58L225 57V55H224L225 59L223 58V60L226 62V64H223V62L221 61V58H220L219 60L216 59V61L213 60V62H212V61H210L211 58L209 57V58L206 59V61L209 62L210 64L207 63L206 61H202V62H201V63H202V64H201L202 66L200 65V68H199V66H198V68H199L198 71H200V74H201V73H206V71L208 72V70H211V69H212V68H211L212 66L215 65V66L217 67L216 64H220V62H221V64H223V65L220 64V65H218V66H219V67L222 66V67H220V68H221V71L223 72V75H220L222 72H220V70L217 69V70L219 71V72H217V73H218V74L220 73L219 76H218V77H219L218 79H219L220 81H221L222 79H223V81H224V79H225V82H226L227 84H228V81H227L228 78H229V79L231 78V79L229 80V81H230L229 84H234V80H236V81H235V84H236V83H237V85L241 84V85H239V86H240L239 89H242V88H243L242 90H244V91L238 89V91H233V90H231V92H229V91H228L229 89H228V90H227L228 92H227V91H225V90L217 89V90H219V92H218V91L216 90V87H215V89H214V87H213V88L210 87L211 89H210L208 86L204 87L205 89L207 88V90H206L207 92L205 93V89H203V90L201 89V91H199L200 94L197 93V95H198V97H199V101H198V99H197V100H195L196 103H195V102L192 103L191 106L193 107V109L191 108V110H190V114H192V115H189V113H188L189 117H190V116H195V117H194L195 120H194L193 117H190V118H189L188 116H186V117L184 116V117H185L184 119H182L183 117L181 116L182 118H178V119L175 120L174 118H176V117H180V116H176L175 113L173 114V112H175V111L172 110V108H171V111H169V112L166 111V115H165L166 118H165V117L163 118V120L165 121V122H164L165 125L163 124L162 127L165 128V127L167 126L168 128L166 127L167 129L165 128V130H168V131L170 130V131H169V132H168V131L166 132L165 130L162 129V131L166 134V135L164 136V139H163L162 143L164 144L165 141H168V140H171V141H172V138H173L172 136L175 135V136H174V139H173V142H175V139L178 137V138L176 139V142H175V143H176V149H178V150L175 149L176 152H171V155H169L170 157L168 156V157H169V158L167 159L168 161L166 160L167 163H165L166 166L168 167V169H167V167L164 165V166H165V171H166V172H164V173L162 174V178H164V177L166 178V177H167V179H168V177L170 176V173H171V172H169V171H172V169L175 168V169H173L174 172H175V170L177 169L176 172H178V170H180V171H182V172H184V173H187V175H190V174H192V173L195 172L196 178L198 179V180H197V179H196V180H197L199 183H201V182L203 183L204 180H205V182L208 180V181L210 182V184H211V182L213 183V181H212L211 179H215V178H217V175H216V174H215L216 176L214 177V173L218 171V168H217V167H218L219 165H216V164H218V162H217L218 160H220V161H219V163H220V162H222L221 159H222V160L225 159V160L222 162V165H223V164L225 165V164L228 163L229 165H227V166H230V164H231V165H233V164L235 165L238 161H240V159H243V160H244L245 157H247V156L249 157V156L254 155V154H250V155H248L249 153L246 155V150H247V149H245V148H248L247 146H248V145L250 146V145L254 144V142H258V140H256V138H258V136L264 134V129H263V126H264V119H262V118H264V110L262 109V108H264V104H263V103H264V101H263V99H264V97H263V96H264V93H263V92H264V89H263V88H264V83H263V81H264V80H263V79H264V72H263V73H258L259 76H258L257 74H256L257 76L254 75V74H253V75H252V74H251V75H250V74L243 75L244 72H242V74H241V72H238V74L240 75V77H239V75H238L237 73H236V74L234 73L235 70L233 69L232 66L229 68L230 64H229V62H227V61H230V57L235 59V57H237V56H234V55H238L237 58H240V56H241V52H244L245 54H247L248 51H246V50H249V55L252 57V59H250L249 62H248V61L245 62V63H244L245 65L243 64V66H246L247 64H248V66H249V63L254 65V64H256V63L259 62L257 67H261V66H262V67L264 68V66H263V65H264V58H262V57H264V49H263V47H264V40H262V39L264 38V21H263V20H262V21H257V18H255L256 16L253 15V14H249L248 12H246V13H248V15L245 14V13H243V11H242V10H244L243 6H241V8L239 7V6H240V3H241L242 1H238V2H237L236 0H235V1H234V0H231V2H232L233 4H232L231 2H230L231 4L228 3V1H230V0H225ZM243 1H245V0H243ZM249 1H252V0H249ZM262 1H263V0H262ZM15 2H16V3H15ZM31 2L33 3V5H32ZM35 2H39V0H36V1H34V0H30L29 4H28L27 7H26V5H25L26 2H25V0H16V1H15V0H9V1H8V0H0V3H1V5H0V12H2V13H0V15H1V16H0V29H3V28L5 27V24H6V22H7L6 20H7V18L9 17V15H11V13L16 12L17 9H18V8L20 9V7H21L20 10L18 9V10H19V11H18V17L20 16V19H21V20H20V23H22V29H21L22 32H21V37H19V38H20V39L22 38L23 40L21 39V41H20V39L17 37V41L19 40V41H18V44L21 45V48H22V49H24L23 51L26 53V55H27V53H29V52L32 51V49H33V48H32V45H31V41L33 40V38H31L32 40H30L29 38H30V37H34V35H36V33H37V36H38V35L41 36V34H42L41 31L43 32L42 29H41V30H40V29H37V28L35 27V25H33V20H32V17H31V16H32V14H34V12L37 11V10H36L37 8H35V7H38V5H39V4L36 5ZM112 2H113V3H112ZM150 2H152V0L149 1V3H150ZM239 2H240V3H239ZM246 2H248V0H246ZM246 2H245V3H246ZM7 3H8V5H7ZM20 3H21V4H20ZM39 3H40V2H39ZM118 3H117V4H118ZM234 3H235V4H234ZM238 3H239V4H238ZM242 3H244V2H242ZM257 3H258V5H257ZM257 3H255V4H256L257 6H260L259 3H262V4H263L264 1L261 2V0H260V1L257 2ZM2 4H3V5H2ZM23 4H24V5H23ZM117 4H116V7L119 6V5H117ZM151 4H153V3H151ZM157 4H159V1H158ZM186 4H187V5H186ZM237 4H238V5H237ZM255 4H253V7H256V6H254ZM10 5H11V6H10ZM22 5H23L24 8L22 7ZM31 5H32V6H31ZM178 5H179V6H178ZM229 5H230V7H229ZM232 5H233V6H232ZM241 5H244V4H241ZM2 6H3V7H2ZM7 6H8V8H7ZM16 6H17V7H16ZM18 6H19V7H18ZM28 6H29V7H28ZM160 6H162V7H160ZM165 6H166L168 9H166ZM169 6H171V7L169 8ZM231 6H232V7H231ZM4 7H5V8H4ZM25 7H26V8H25ZM32 7H34V8H32ZM121 7H123V6H121ZM172 7H173L174 9H172ZM233 7H234V8H233ZM3 8H4L3 11H5V12L2 11ZM27 8H28V9H27ZM31 8L34 9V10L32 11ZM38 8H39V7H38ZM93 8H95V7L90 8V10H89V12H88L89 14H87V13L85 12L89 17L86 16V14H85V17H84V16H83L84 13L82 14V17H84L83 19H86V18H87L88 20L86 19V20H87V21H86V20H83V19H82V21H83V22L85 21V22H84V23L82 22L83 24L80 23V25L82 24L83 26L81 25V27H80V25H78V26H79V27H78L79 29L77 28V26H76V28H73V34H71V32H72L71 29H72V28L68 31V33H69V34L67 33V36H68L67 38H68V39H66V41H65V40L62 41L61 44L59 43L60 45L58 44V46L55 48L56 51L54 50L55 52L53 51L52 54L50 53L52 57H54L56 60L58 59L60 62H61V60H62V62H64L63 60L66 59V60L69 62V64H67L69 67L72 66V65L76 62L75 60H77V62H78V61H80L81 63L83 62V63H82L83 66L81 65V67H84V66H85L84 68H86L87 64L90 62V59H92V58H90L91 55H89L90 52H87V53H86V54L89 55V58H87L88 56H87L86 54L83 55L84 53H81L82 50L80 49V48L83 49V45L81 46V44L78 43V42L75 41V40L78 38V36H79L80 34L83 33L82 31H85V29H86V31L89 30L90 33H93V32L95 33V31H96V32L99 31V30L101 31V29H104V28L108 27V25H109L107 22H101L100 20L97 19V18H99V16H100V10H99L98 8H97V10H96V8H95V9H93ZM158 8H159V9H158ZM181 8H182V9H181ZM229 8H230V9H229ZM236 8H238V9H236ZM7 9H8V10H7ZM14 9H15V10H14ZM26 9H27L28 11H27ZM91 9H92V10H91ZM165 9H166V10H165ZM169 9H170V10H169ZM171 9H172V10H171ZM175 9H176V10H175ZM226 9H227V10H226ZM228 9H229V12H228ZM21 10H22L23 12H22ZM24 10H25V11H24ZM158 10H159V11H158ZM167 10H168V11H167ZM235 10H236L237 13L235 12ZM240 10H241V11H240ZM245 10H247V9L245 8ZM30 11H31V13H30ZM67 11H69V10H67ZM90 11H91V12H90ZM92 11H93V12H92ZM96 11H97V13H96ZM157 11H158L159 13H158ZM233 11H234V12H233ZM247 11H248V10H247ZM21 12H22V13H21ZM32 12H33V13H32ZM69 12H70V11H69ZM142 12H143V13H142ZM149 12H150V14L152 13V15L154 14L153 17L155 16V19H154V20H155V24H157V25H160V24H161V26H158V28L156 29V31H155V33H154V35H155V34H156V35H155V36L153 35L152 38H151L150 36L148 37L147 34H144L143 31H142L143 29H141L143 35H142V38H140V37H141L140 34H142V33H140V34L137 33V32H140V31H138V30H139V27H138V26L141 27L142 24H143V22L145 23V21H146L145 19H149V18H147V17L150 16V15H149ZM165 12H167V14H166ZM169 12H170V13H169ZM64 13H65V12H64ZM66 13H68V12H66ZM91 13H93V14H91ZM95 13H96V14H95ZM163 13H165V14L163 15ZM168 13H169V14H168ZM230 13H231L232 15H231ZM239 13H240V14H239ZM90 14H91L92 16H91ZM156 14H157V15H156ZM172 14H173V15H172ZM233 14H234V16H233ZM237 14H238V15H237ZM241 14H242V15H241ZM3 15H4V16H3ZM29 15H31L30 18L27 17V16H29ZM93 15H94V16H93ZM123 15H124V16H123ZM128 15H129V17H128ZM249 15H250V16L253 15V16H255V17H253V16L250 17ZM24 16H25L26 19H28L27 21H26V19L24 18ZM66 16H67V14H66ZM96 16H97V17H96ZM125 16H127L128 18L125 17ZM130 16H131V17H130ZM143 16H144L145 18H144ZM162 16L165 17V18H163ZM232 16H233V17H232ZM240 16H241V17H240ZM22 17H23V18H22ZM92 17H93V19H91ZM121 17H122V18L124 17L123 20H124V19H126V20L123 21ZM142 17H143L144 19H143ZM249 17H250L252 20H249ZM133 18H135V19L133 20ZM157 18H158V19H157ZM159 18H160V19H159ZM161 18H162V19H161ZM233 18H235V19H233ZM241 18H242V19H241ZM246 18H247V19H246ZM29 19L32 20V21H30ZM128 19H129V20H128ZM255 19H256V21L259 22L260 24H262V22H263V24L260 25L259 23L255 22ZM89 20H90V21H89ZM97 20H98L99 23L97 22ZM127 20L129 21V24H126V23H128ZM136 20H137V21H136ZM142 20H143V21H142ZM156 20H157V21H156ZM244 20H245V21H244ZM248 20L251 22V24H250V22H247ZM88 21H89V22H88ZM95 21H96L97 24H95ZM125 21H127V22H125ZM140 21H141V22H140ZM161 21H162V22H161ZM243 21H244V23H243ZM252 21H253L255 24H254V23L252 24ZM26 22H28V23H26ZM30 22H31L32 24H31ZM134 22H135V23H134ZM179 22H180V21H179ZM216 22H217V23H216ZM233 22H234V23H233ZM239 22H240V23H239ZM246 22L248 23V25L246 24ZM23 23H24V27H23ZM29 23H30V24H29ZM91 23H92V24H91ZM101 23L103 24V26H102ZM106 23H107V25H106ZM137 23H138V24H137ZM170 23H171V24H170ZM18 24H19V18H18ZM26 24H27V25H26ZM84 24H85V25H84ZM124 24H125V25H124ZM132 24H133V26H132ZM134 24H135V25H134ZM139 24H141V25H139ZM177 24H178V25H177ZM237 24H239V25H237ZM249 24L252 25V26L249 27ZM25 25L28 26L27 28H29V29H27ZM29 25H30V26H29ZM96 25H97V26H96ZM105 25H106V27H104ZM114 25H115V24H114ZM121 25H122V26H121ZM130 25H131V26H130ZM246 25L248 26V28H247ZM256 25H260L261 27L259 26V27H260V28H259V27H257ZM31 26H32V27H31ZM93 26L95 27V30H94V27H93ZM101 26H102V27H101ZM117 26H116V27H117ZM123 26H124V27H123ZM162 26H163V27H162ZM236 26H237V27H236ZM238 26H239V27H238ZM240 26H242V27L240 28ZM255 26H256V27H255ZM92 27H93V29H92ZM97 27H98V28H97ZM114 27H115V26H114ZM120 27H121V28H120ZM176 27H175V28H176ZM232 27H233V28H232ZM234 27H235V28H234ZM253 27H255L256 29L253 28ZM25 28H26V29H25ZM32 28H33V30H32ZM34 28H36L37 30L34 29ZM88 28H89V29H88ZM123 28H124V29H123ZM133 28H134V29H133ZM135 28H136V30H135ZM137 28H138V29H137ZM215 28H216V31L213 30V29H215ZM219 28H220L221 30H220ZM245 28L247 29V31H251L250 28L253 29V30L255 29L254 31L252 30L253 32L251 31V33L254 35V34L256 33V30H257V31H258L257 33H258V34H256V36L254 35L255 37H254V36L252 37V36H251L252 34L249 33V32H246V29H245ZM257 28H258V29H257ZM23 29H25L24 32H23ZM117 29H118L119 31H117ZM120 29L123 30V31H121ZM128 29H130V30H128ZM211 29H212L213 31H212ZM231 29H232V30H231ZM244 29H245V33H246V34H244V35H246V36L243 35V33H244ZM248 29H249V30H248ZM15 30H17V29H15ZM26 30H27V31H26ZM28 30H29L30 32H29ZM59 30H60V31H59ZM125 30H126V31L128 30V31L126 32ZM157 30H158V32H157ZM233 30H234V32H233ZM240 30H241V31H240ZM35 31H36V32H35ZM58 31L62 33L63 29L61 30V28L59 27V28H58ZM92 31H93V32H92ZM130 31H132V32H130ZM133 31H134V32H133ZM166 31H167V32H166ZM214 31H215V32H214ZM228 31H229V33H228ZM59 32H58V33H59ZM116 32H117V34L114 36V34H115ZM163 32H164V33H163ZM220 32H221V33H220ZM237 32H240V33L242 32L241 35H240V33H239V37L241 36V39H239V40L236 41V42H239V43L237 44V43L234 41V42H233V45H231L228 49H227V47L224 48L225 46H223V45H225V44H223V43H225V42L227 41V39L229 40V38H230L232 35H234L235 33H236L235 35H236V37H237ZM260 32H261V33H260ZM22 33H24V34L22 35ZM27 33H28V34H27ZM34 33H35V34H34ZM103 33H104V34H103ZM122 33H123V34H122ZM127 33H128V34H127ZM233 33H234V34H233ZM33 34H34V35H33ZM77 34H78V36H77ZM119 34H120L121 36H122V35L125 36V34H126L127 36H132V38H133L134 40H131V39H132V38H131V39H130L131 41H128L127 43H125V42H123L124 40L121 41V38H120V40H119V37H121ZM129 34H130V35H129ZM133 34H135V35H133ZM221 34H222L223 36H222ZM226 34H227L228 36H230V34H232V35H231L230 37H228ZM259 34H260V35H259ZM24 35H25V36H24ZM28 35H29V36H28ZM73 35H75L76 37L73 36ZM103 35H106V36H103ZM118 35H119V36H118ZM136 35H137V36L140 35V36L136 37ZM219 35H220V36H219ZM248 35H249V36H248ZM258 35H259V36H258ZM262 35H263V36H262ZM23 36H24V38H23ZM71 36H72V38H74V39L72 40L73 42L71 41V39H72ZM110 36H112L111 38L114 39V40H112V39L110 38ZM127 36H126V37H127ZM133 36H134V37H133ZM143 36H145V37H147V38H145V37H143ZM218 36L221 37L222 39H220ZM225 36H226V37H225ZM242 36H243V38H242ZM250 36H251V38H249ZM261 36H262V37H261ZM98 37L96 38V40L98 39ZM102 37H103V38H102ZM104 37H105V38H104ZM116 37H117V39H116ZM245 37H247V39H246ZM258 37H259V38L261 37L262 39H261V38L259 39ZM27 38H28V39H27ZM139 38H140V39H139ZM143 38H144L145 40H144ZM148 38H149V39H148ZM217 38H218V39H217ZM225 38H226V39H225ZM244 38H245L246 40H244ZM100 39H101V40H100ZM109 39H110V40H109ZM115 39H116V42H115ZM136 39H138L139 42H136V41H137ZM165 39H167V38H165ZM216 39H217L218 42L216 41ZM250 39H251L252 41H251ZM25 40H26V43H27V44L25 43ZM51 40H52V39H50L48 42H50ZM117 40H119L121 43L118 42ZM140 40H141L143 43H142ZM221 40H222V41L224 40V41L222 42ZM23 41H24V43H23ZM27 41H28V42H27ZM133 41H134L135 43H137V44H135ZM145 41H146V42H145ZM220 41H221V42H220ZM243 41H246V43H244V44H243V43H240V42H243ZM19 42H20V43H19ZM63 42H64V44H63ZM66 42H67V43H66ZM112 42H113V43H112ZM117 42H118V43H117ZM131 42H132V43H131ZM154 42H155V43H154ZM254 42H255V44H254ZM261 42H262V43H261ZM73 43H74V44H73ZM75 43H76V44H75ZM104 43H105V44H104ZM115 43H116V44H115ZM141 43H142V44H141ZM62 44H63V46H62ZM118 44H121V45H118ZM131 44H132V48L134 47L133 49L130 47ZM134 44H135V45H134ZM138 44H139V45H138ZM140 44H141L142 47L140 46ZM215 44H216V45H215ZM222 44H223V45H222ZM240 44H241V45H240ZM242 44H243V45H242ZM23 45H24V46H27V47H24ZM28 45H29V46H28ZM106 45H108V46L110 45V46H109L110 48L107 49V48H106V47H107ZM116 45L119 46L120 48L117 47ZM123 45H124V46H123ZM133 45H134V46H133ZM137 45H138V47H137ZM236 45H237V46H236ZM239 45H240V46H239ZM252 45H253V46H252ZM260 45H261V46H260ZM59 46H60V47H59ZM69 46H70V47H69ZM80 46H81V47H80ZM125 46H126V47H125ZM152 46H153V47H152ZM221 46H222V47H221ZM238 46H239V47H238ZM242 46H243V47H242ZM244 46H245L246 48H245ZM51 47L54 49L55 45H54V47H53V44H52V43H51V45L48 44V48L52 49ZM58 47H59V49H58ZM61 47H62V49H61ZM115 47H116V48H115ZM122 47H125V49H121ZM148 47H149V48H148ZM150 47H151V48H150ZM214 47H215V48H214ZM237 47H238L239 49H238ZM249 47H250V48H249ZM25 48H26V49H25ZM44 48H45V46H44ZM67 48H68L69 50H68ZM130 48H131V50H130ZM136 48H137V49H136ZM222 48H223V51H222ZM236 48H237V49H236ZM244 48H245V49H244ZM260 48H261V49H260ZM22 49H21V50H22ZM29 49H30V50H29ZM57 49H58V50H57ZM70 49H73V50L70 51ZM118 49H119V51H121V53H120V52H117ZM145 49H146V50H145ZM147 49H148L149 51H148ZM215 49H216V50H215ZM242 49H243V50H242ZM250 49H251V51H250ZM25 50H26V51H25ZM28 50H29V51H28ZM37 50H39V47H36V53H37V52H38V53L35 55V56L37 57V59H36L35 57H34V59H35L36 61L38 60V61H37L38 63L34 61L35 64H36V63H37V64L40 63L39 66H41V65L43 64L44 67H45V66L47 67V66H48V64H46L47 62L44 63L45 60L42 61L43 59H45L44 56H43V54H41V52H40L42 49H40L39 51H37ZM59 50H60V51H59ZM74 50H79V51H74ZM100 50H101V51H100ZM128 50H129V52H128ZM132 50H133V51H132ZM244 50H245V51H244ZM252 50H253L254 52H253ZM3 51H4V52H3ZM66 51H68V52L70 51L71 54L69 53V54H70V55H69L68 52H66ZM72 51H73V52H72ZM215 51H216V52H215ZM232 51H233L235 54L232 53ZM239 51H240V52H239ZM256 51H257V52H256ZM259 51H260V52H259ZM261 51H263V53H262ZM0 52H1V53H4V54H1V55H0V60H1V59H4V60H5V59L8 57V58L6 59V61H8L9 59H10V61H11V57H9V54H10V56H11L12 53H10V52H6V50H5L4 48H3V50H0ZM56 52H57V54H56ZM58 52H59V55H58ZM75 52H78V53H80L81 55H80V54L78 55V53L74 54ZM220 52H219V53H220ZM229 52H230V53H229ZM6 53H9L8 56H5ZM54 53H55V55H54ZM63 53H64V54H63ZM65 53H66V54H65ZM112 53H113V54H112ZM119 53H120V55L118 56L117 54H119ZM219 53H218V54H219ZM237 53H239V54H237ZM244 53H242V54H244ZM250 53H252V55H251ZM40 54H41V56H37V55H40ZM67 54L69 55V57H67V56H68ZM213 54H214V55H213ZM229 54L232 55V56H230ZM259 54H260V55H259ZM63 55H64V57L66 56L67 58L63 59ZM74 55H76V56H74ZM116 55H117V56H116ZM239 55H240V56H239ZM253 55L256 56V58H255ZM262 55H263V56H262ZM70 56H71L72 58H70ZM73 56H74V57H73ZM77 56H78V57H77ZM79 56H81V57H82V56H83V57L86 56V58H87L86 61H87V62L85 61L86 58H85V59H84V58L80 59L81 57L79 58ZM115 56H116V57H115ZM258 56H259V57H258ZM4 57H6V58H4ZM39 57H40V58H39ZM112 57H113V58H112ZM124 57H125V56H124ZM228 57H229V58H228ZM42 58H43V59H42ZM61 58H62V59H61ZM73 58H74V59L76 58V59L74 60ZM132 58H131L130 63L133 62V61L135 60V59H132ZM257 58H258V59H257ZM39 59H41L42 62L39 61ZM60 59H61V60H60ZM68 59H69V60H70V59H71V60L73 59V60H72V61H69ZM114 59H115V60H114ZM140 59H141V60H140ZM208 59H209V61H208ZM226 59H227V60H226ZM255 59H256L257 61H256ZM261 59H262V60H261ZM13 60H14V59H13ZM13 60H12V61H13ZM139 60H140V61H139ZM259 60H260V61H259ZM67 61H66V62H67ZM88 61H89V62H88ZM159 61H160V60H159ZM217 61H218V63H217ZM219 61H220V62H219ZM242 61H244V60L242 59ZM68 62H67V63H68ZM70 62H71V64H70ZM118 62H119V60H118ZM118 62H117L116 64H119ZM161 62L163 63V60H161ZM161 62H160V63H161ZM205 62H206V63H205ZM211 62H212V63H215V62H216V64H212ZM253 62H254V63H253ZM260 62H261V63H260ZM41 63H42V64H41ZM130 63H129V64H130ZM156 63H158V61H157ZM160 63H159V64H160ZM246 63H247V64H246ZM37 64H36V65H37ZM116 64H115V65H116ZM203 64H204V65H203ZM205 64H206V65H205ZM260 64H261V65H260ZM0 65H2V66H0V69H2V68L4 69V68H5V65H7V64H6V62H5V63L3 62V63L0 64ZM43 65H42V66H43ZM209 65H210V66H209ZM211 65H212V66H211ZM225 65H226V67H225ZM227 65H229V66H227ZM253 65H252V66H253ZM206 66H207V67H206ZM215 66H214V67H215ZM254 66H256V65H254ZM254 66H253V67H254ZM183 67L185 68L184 71L186 72V69L188 68L187 65H186V66H183ZM186 67H187V68H186ZM203 67H204V68H203ZM223 67H224V68H223ZM246 67H247V66H246ZM217 68H218V67H217ZM225 68H226V69H225ZM254 68H255V67H254ZM263 68H260V69H263ZM201 69H202V70H201ZM203 69H207V70L203 71ZM222 69H223L224 71H223ZM227 69H230V70H227ZM232 69H233V71H231ZM252 69H253V68H252ZM124 70L127 72L126 69H124ZM124 70H121L122 72H119V71L117 70L116 73L119 72L118 75H120V76H124V73L126 74V72H125ZM249 70H250V69H249ZM193 71H195V70H193ZM196 71H197V70H196ZM196 71L192 74L193 76L191 75L193 78L189 75L188 79L191 77V78L189 79V83H191V82L193 83L194 81H197L198 79L200 80V78L203 77L202 74H201V75L199 74L198 76H196V75L198 74V73L196 74ZM201 71H202V72H201ZM3 72H4V71H3ZM3 72H1V73H3ZM189 72H190V71H189ZM224 72H225V73H224ZM226 72H227V73H226ZM230 72H232V73H230ZM235 72H237V71H235ZM83 73H85V71H83ZM134 73H135V71H134ZM228 73H229V74H228ZM194 74H195V76H194ZM218 74H215V75H218ZM225 74H228V75H227L228 77L225 76V78H224V75H225ZM233 74H234L236 77H235ZM77 75H78V76H76V77H78V78L76 79V77H74V78H72V81H73V79H74V80H78V79H80L81 76H83V74H81V76H80L79 74H77ZM115 75H116V74H115ZM230 75H231V77H230ZM201 76H202V77H201ZM222 76H223V77H222ZM232 76H234L235 79H233ZM237 76H238V77H237ZM244 76H246V78H245ZM247 76H248V77H247ZM250 76H252L253 79H252V78H251V79H248V78H250ZM195 77H199V78H197V80H196ZM221 77H222V78H221ZM226 77H227V78H226ZM241 77H242V78H241ZM243 77H244V78H243ZM220 78H221V79H220ZM237 78H241V79H237ZM186 79H187V78H186ZM188 79L185 80V81H188ZM194 79H195V80H194ZM232 79H233V81H232ZM242 79H244V80H242ZM245 79H246V81H245ZM254 79L257 80V82H256ZM49 80H50V81H49ZM49 80H46V81H48V83H46V81H45V83H46V85H48V86L51 87V85L53 86V83H54V82H52L53 80H51V79H49ZM191 80H192V81H191ZM193 80H194V81H193ZM239 80H240V81H245L246 84H245V82L242 83V82H240ZM247 80H249V81L247 82ZM251 80H252V81H255V83H256L257 85H256L255 83L253 84L252 82H250ZM260 80H261V81H260ZM72 81H69V82H72ZM231 81H232V82H231ZM258 81H259L260 83H259ZM74 82H77V81H74ZM197 82H198V81H197ZM238 82H239V83H238ZM50 83H51V84H50ZM182 83H184V82H182ZM189 83L186 82V84H189ZM248 83H249V85L247 86ZM251 83H252L253 85H252ZM258 83H259V84H258ZM243 85H244V86H243ZM258 85H259L260 87H259ZM241 86H243V87H241ZM251 86H254L255 88H254V87H251ZM256 86H257V87H256ZM191 87H192V86H190V88H188V89H192ZM245 87H250V89L253 88L252 90H254L255 93H253L252 90H250V89H248V88H245ZM258 88H260V89H258ZM262 89H263V92L260 91V90H262ZM208 90H209V91H208ZM211 90H212V94H214V93L216 92L214 95H215L216 97H217V96H219V97H217V98L215 97V98H214V95H211V92H210ZM214 90H215V91H214ZM246 90H248L250 93H248ZM257 90H259L261 93H260V92H256ZM202 91H203V92H202ZM213 91H214V93H213ZM239 91H240V92H239ZM208 92H209V93H208ZM221 92H222V93H221ZM223 92H224V93H223ZM233 92H235V93H233ZM238 92H239V93H238ZM243 92H244L245 94H244ZM203 93H205V94H207V95H205V94H203ZM219 93L221 94V96H220ZM228 93H230V94H228ZM232 93H233V94H232ZM251 93H253L254 95L257 94V93H259V94L255 95V96L253 97V95H252ZM224 94H225V95H224ZM227 94H228V95H227ZM237 94H238L239 96H238ZM261 94H262V95H261ZM203 95H204V97H203ZM226 95H227V96H226ZM234 95H236V96H234ZM243 95H245V96H243ZM249 95H250L251 97H250ZM201 96L203 97V100H201V99H202ZM209 96H210V97H209ZM232 96H233V97H232ZM258 96H259V97H258ZM207 97H208V98H207ZM211 97H212V98H211ZM222 97H223V98H222ZM225 97H226V99H224ZM231 97H232L235 101H234V100H231V99H232ZM234 97H236V98H234ZM239 97H240V98H239ZM252 97H253V98H252ZM261 97H263V98H261ZM200 98H201V99H200ZM205 98H206V99H205ZM213 98H214L215 100H213ZM218 98H219L220 100H219ZM227 98H229V99H227ZM247 98H248V99H247ZM251 98H252V99H251ZM254 98H257V99L260 100V101L262 100L263 103H262V101H261V102H259L258 100L255 101ZM204 99H205V100H204ZM208 99H209V100H208ZM242 99H243V100H242ZM250 99H251L252 101H251ZM207 100L209 101V103H208ZM212 100H213V101H212ZM222 100H224L225 103H226L227 105H226L225 103H223ZM244 100H245V101H244ZM248 100H249L250 102H249ZM253 100H254L255 102H253ZM200 101L202 102L203 105L206 104L207 106H203V105L201 104ZM203 101H204V102H203ZM205 101H206V102H205ZM220 101H222V102H220ZM226 101H227V102H226ZM238 101H239V102H238ZM241 101H242V103H241ZM213 102H214L216 105H215ZM216 102H217V103L219 102V103L221 104V106H219L220 104H217ZM235 102H236V103H235ZM248 102H249V103H248ZM251 102H253L254 104H253V103L251 104ZM256 102H257V104L255 105ZM258 102H259V103H258ZM245 103L248 104V105H246ZM260 103H261V104H260ZM193 104H194V106H193ZM198 104H199L200 106H199ZM222 104H223V106H222ZM237 104H239V105H237ZM241 104H242V105H241ZM249 104L252 105V107L248 108ZM258 104H260L261 106L258 105ZM196 105H197V106H196ZM228 105H229L230 107H229ZM245 105H246L247 107H246ZM198 106H199V107H198ZM201 106H202V108H203L204 110H205V109H206V110L204 111V110L201 108ZM216 106H217V107H216ZM218 106H219V107H218ZM224 106H225V107H224ZM231 106L233 107V110H234V113H235V114H232L233 111H232V107H231ZM234 106L236 107L237 110L234 109ZM237 106H238V107H237ZM239 106H240V107H239ZM254 106H255V108L257 107V108L259 109V110H257V111H259L258 113H255L256 111L254 110V109H255ZM258 106H260V107H258ZM194 107H195V109H197V110H196V114L199 113V112L203 113V115H204L205 113H208V114H205L203 118H200V117L203 116V115H200L201 113H199V115L197 114V116H198V117H197L196 114L193 113V112L195 111ZM196 107H198V108H196ZM212 107H213V108H212ZM261 107H262V108H261ZM200 108L203 110V112H202V110H201ZM214 108H216V109H214ZM218 108H221L222 110H223V108H224V109H225V112H227V111H228V112L225 114L224 110L222 111L221 109H218ZM240 108H241V109H240ZM246 108H247V109H246ZM257 108H256V109H257ZM198 109H199V110H198ZM208 109H209V110H208ZM211 109H212V110H215V112L217 111V109H218V111L221 110V111H219V113H220V112H223V114H222V113H221V114H222L224 117H223L221 114L217 113L218 111L215 113V112L212 111ZM227 109H228V110H227ZM230 109H231V110H230ZM261 109H262V110H261ZM207 110L210 111V112H208ZM226 110H227V111H226ZM235 110H236L237 112H235ZM242 110H243V111H242ZM251 110H252V112H251ZM253 110H254V113H253ZM172 111H173V112H172ZM192 111H193V112H192ZM231 111H232V112H231ZM244 111H245V112H244ZM167 112H168L169 114H168ZM170 112H171V113H170ZM204 112H205V113H204ZM212 112H214V113H212ZM230 112H231V113H230ZM243 112H244V113H247V115L244 114ZM249 112H251V114H250ZM211 113L213 114L212 116L210 115ZM228 113H230L231 115H230V114L228 115ZM236 113H237V116H236ZM240 113H242V114H240ZM261 113H263V115H261ZM171 114H172V115H171ZM194 114H195V115H194ZM217 114H219V115H217ZM224 114L226 115V117H225ZM248 114H250V115H248ZM259 114H260V117H258ZM167 115H168V116H167ZM169 115H170V117H169ZM173 115H174V116H173ZM207 115L211 116V120H212V122H214L215 120L218 121V122L215 121L216 123H215V122L212 123L211 120H210V118H209V116H208V118H209L210 121H209L208 119H206V118H207ZM215 115H216V117H215ZM220 115L222 116V118H221ZM234 115H235V118H236V119L233 117ZM238 115H240V116L238 117ZM243 115H244V116H243ZM251 115H252V116H251ZM253 115H255V116H257V117H255V116H253ZM171 116H172V119H171ZM219 116H220V117H219ZM227 116H228V117H227ZM230 116L234 118L233 120H231L232 122H230V119H232ZM246 116H248L249 118H245ZM167 117H169V119H168ZM196 117H197V118H196ZM218 117L220 118V120H218V119H219ZM229 117H230V118H229ZM237 117H238V118H237ZM240 117H242L246 122H245L242 118L240 119ZM250 117H251V120H250ZM187 118H188V119H191V121L188 120ZM198 118H200V119H199L200 122L202 121V119L204 120L205 123H207V122L209 121L210 124H211V123L213 124V125L211 124V126H214V127H211L210 124L207 123L206 126H207V125H208V126H207V128H206V126H204L205 123H203V122L200 123V122L197 121ZM214 118H217V119L214 120ZM228 118H229V120H228ZM255 118H257L258 120H256ZM259 118H260V119H259ZM166 119H167V120H166ZM179 119H181V120L178 121ZM185 119H186L187 121L191 122L190 125L192 124L193 127H192V125H191V126L188 125V123H187V121H186ZM196 119H197V120H196ZM224 119H225L226 121H225ZM237 119H238V120H237ZM248 119H249V120H248ZM253 119H254V121L252 122ZM172 120H175V121H172ZM192 120H193V121H192ZM205 120H207V121H205ZM221 120H223V122H227V121H229V122H227V125H228V123H229L230 127H229V126L227 127V125H225V123H223ZM234 120H235V122H234ZM240 120H241V121H240ZM255 120H256V121H255ZM168 121H169V122H168ZM183 121H184V122L186 121L187 124H186V125H183V124H185ZM219 121H220V124H217V123H219ZM242 121H243V122H242ZM249 121H251L253 124H251V122H249ZM261 121H262V122H261ZM166 122H168L167 125H166ZM173 122H177V123L181 122L182 125H183L184 127H183L182 125H179V124H181V123L178 124L179 126L176 125L177 127H176V126H173V125L176 124V123H173ZM197 122H198L199 124H198ZM248 122H249V123H248ZM256 122H257V124H256ZM144 123H145V122H143L142 125H144ZM147 123H148V122H147ZM170 123H172L173 125L170 124ZM231 123H232V125H231ZM233 123H235V124H233ZM237 123H238V124H237ZM246 123H248L249 125L246 124ZM261 123H262V125H263V126H262V130H263V131L261 130V128H259V127L261 126ZM195 124H197V125H195ZM201 124H204V125H201ZM255 124H256V125H255ZM147 125H148V124H147ZM147 125H146V126H147ZM160 125H161V124L158 123V126H160ZM169 125H171V126H170V127H172L171 129H169V128H170ZM215 125H216L218 128H219V126H221V127H220L219 129L216 128V129L214 130ZM222 125L225 126V127H223ZM235 125H236V126H235ZM237 125H238V126H237ZM239 125H240V126H239ZM242 125H243V126H242ZM244 125H245V128L243 129ZM246 125H247V126H246ZM250 125H251V126L253 125V126L251 127ZM259 125H260V126H259ZM180 126H181L182 128H181ZM187 126H188L189 128H188ZM200 126H201V127H200ZM209 126H210V127H209ZM231 126H234V128L231 127ZM255 126H256V127H255ZM258 126H259V127H258ZM179 127H180V128H179ZM186 127H187L188 129H185ZM191 127H192V130H189V129H191ZM199 127H200V128H199ZM204 127H205V128H204ZM226 127H227L228 129H229V128H233V129H235V130L232 129L233 132H232V130L229 129V130H230V133H231L232 135H231L230 133H227V132H229V130H228ZM235 127H236V128H235ZM239 127H240L241 129H240ZM248 127H251V128L254 127L255 129H254V128L251 129V128H248ZM173 128L177 130L176 134L174 133L176 130H174ZM177 128H178V129H177ZM198 128H199L200 130H199ZM201 128H204V129H201ZM208 128H209L210 130H209ZM212 128H213V129H212ZM223 128H224V129H223ZM258 128H259L260 130H259ZM180 129H181V130L183 129L182 131H183L184 133H182V131H181ZM184 129H185L186 131H185ZM205 129H207V130H205ZM239 129H240L241 131H242V130H245V132L247 131V129H248L249 131L246 132V134H245L244 131H242V133L244 134V135H242L241 132L239 131ZM256 129H257V130H256ZM172 130H173L174 132H173ZM187 130H189L190 133H192V134L195 133V134H193V135L191 136V135H189L190 133H189V131H187ZM193 130H194V131H193ZM195 130H197L198 132L195 131ZM202 130H204V132L208 131V134H207V133H204ZM211 130H212V131H211ZM216 130H217V131H216ZM221 130H222V131H221ZM226 130H227V132H226ZM250 130H251V132L254 131L255 133H254V132L251 133ZM178 131H179V132H178ZM199 131H201V132H199ZM219 131H220V132H219ZM224 131H225V132H224ZM236 131H237V132H236ZM170 132H171V133H170ZM172 132H173V133H172ZM180 132L182 133V137H184V138H185V136L188 135V136L185 138L186 141H185V139H183V138L181 137V135H180L181 133H180ZM209 132H210V134H209ZM213 132H215V133H213ZM216 132H217V133H216ZM223 132H224V134H223ZM262 132H263V133H262ZM167 133H169V136H168ZM177 133H178V134H177ZM185 133H186L187 135H186ZM188 133H189V134H188ZM202 133H203V134H202ZM219 133H222L223 135H222V134H219ZM226 133H227V134H226ZM237 133L240 134V135H238ZM183 134H184V135H183ZM198 134H200V136H201V135H202V136L199 137ZM205 134L208 135V136L210 135L209 138H207L208 136H206ZM211 134H212V135L215 134V135H213L214 137L212 136L213 138L211 137ZM218 134H219V135H218ZM251 134H252V135H251ZM121 135H122V134H120V136H121ZM177 135H178V136H177ZM179 135H180V138H179ZM194 135H195L196 137L198 136V137H197V138H198L197 141H196V138H195ZM204 135H205L206 137H205ZM216 135H218V137H220V138H221V135H222L221 140H220V138H218ZM227 135H228V136H227ZM235 135H236L237 137L239 136V138H236ZM249 135H251V137H250ZM253 135H254V136H253ZM256 135H257V137H256ZM122 136H123V135H122ZM190 136H191L192 138H191ZM230 136H232L233 138L230 137ZM242 136H244V137L242 138ZM246 136H248V138H247ZM146 137H147V136H146ZM146 137H145V139H147V141L145 140V142L150 141V140H149V137H148V138H146ZM167 137H168L169 139H168ZM202 137L207 138V140L202 139L203 141H201V138H202ZM215 137H217V138L215 139ZM226 137H227V138L229 137L228 140H229L230 138H232L231 141H228L227 139H225ZM234 137H235L236 139H235ZM249 137L252 138V139H250ZM253 137H254V139H253ZM188 138H189V139H188ZM199 138H200V139H199ZM210 138H211V139H210ZM166 139H168V140H166ZM178 139H181V140H183V142H185V143H183V145H182L183 147H182V146L180 147V145L182 144V142H181V140H180V142H181V144H180V142H179ZM187 139H188L189 142L191 143L192 147H191V145H189V142H188ZM190 139H191V140H190ZM192 139H193V140H192ZM194 139H195V140H194ZM213 139H215V141H214ZM217 139H219V140L221 141V143H222V145H223V146H221V147H224V148L221 149L220 145L218 144V143H220V141L217 140ZM222 139L225 140V141H223ZM237 139H239V144H237V142H238ZM245 139H246V140L248 139L247 142H246ZM198 140H199V142H198ZM208 140H209V141H208ZM210 140H212V141H210ZM216 140H217L218 142H217ZM243 140H244V141H243ZM249 140H250V141H249ZM255 140H256V141H255ZM194 141H195V142H194ZM205 141H206V142H205ZM207 141H208V142H207ZM213 141L215 142V144H216V143L218 144V147L216 146L217 144L215 145ZM226 141H227V142H226ZM233 141H234V143H233ZM236 141H237V142H236ZM241 141H242V142H241ZM248 141H249V142H248ZM156 142H157V141L154 142V146H155ZM192 142H193V144H192ZM202 142H203V144H202ZM224 142H226V143H224ZM231 142H232V143H231ZM252 142H253V143H252ZM162 143H161V145H162ZM178 143H179L180 145H179ZM200 143H201L202 145H201ZM204 143L206 144V146L210 147V150H211V151H212V150H214V151H212V152L209 151V152H211V153H209L208 151H206L207 149L209 150V148H208V147L206 148V146H205ZM221 143H220V144H221ZM235 143H236L238 146H237ZM240 143H241V145H240ZM245 143H248V144H245ZM177 144L179 145V147H180L181 150H182V148H184L183 151H181V150L179 149V147H178ZM194 144H195V145H194ZM197 144H198L199 146H202V147H199ZM226 144H227V145H226ZM228 144H229V145H228ZM230 144H231V145L235 144L237 147H236L235 145H233V148H232V146H231ZM242 144H243V145H246V146L243 147ZM196 145H197V146H196ZM211 145H214L213 147H215V148L213 149V147H212ZM224 145H225V146H224ZM157 146H159V145L156 144V146H155V151H157V149H156ZM162 146H163V145H162ZM185 146H188V147H185ZM189 146H190V147H189ZM195 146H196V147H195ZM204 146H205L206 150H205ZM229 146H230V149H228ZM239 146H241V147H239ZM194 147H195V148H194ZM197 147H198V148H197ZM211 147H212V148H211ZM226 147H228V148H226ZM234 147H235V148H234ZM242 147H243L244 149H243ZM186 148H187V150H185ZM188 148H189L190 150L194 148L192 151H195V152L197 153V154H196V153L194 152L195 155H196L197 157H195V158L192 157V156H195V155L193 154L192 151L190 152V150H189ZM199 148H200V149H199ZM218 148H219V149H218ZM238 148H239V149H238ZM241 148H242L244 151H243ZM65 149H66V150H65ZM65 149H63L64 151L62 150L61 152L57 153V154H59V155L56 154L58 157L55 156V154H54V156H53V155H50V156H53V157H51V158H50V157H47L46 160L44 159V161L41 162V164H40L39 166H37L39 163H37V162H32V164H33V163L35 164V165L33 164V166H32V167H34V168L31 167V162H29V160L27 159L28 157H29V159H30V156H28L29 154H27V155L24 157V161H23V162H25V165H26V166L30 163V165H29L30 168H29V169L26 168V170H25L26 172L29 170V171H28V172H29L28 176L25 174V175H26V178H23L24 180L21 179V177H23V176H20L19 179H17L15 182L12 183V185L6 187L7 190L4 189V192H2L3 194H4L5 192H7L6 194H4V195L2 196L3 198L1 197V194H2V193L0 194V197H1V198H0V203L2 204V203L4 202V199H5V202H4V203H6V202H8V201H11V202L15 203L16 200L19 198V196H21V197L23 196L22 198H24L25 201L27 200L26 202H27V205L29 206V208H27V206H26V209H29V210H30L31 208H33V207L36 206V208H37L38 210H40V211H38V210H36V209L33 208V211H32V209H31L30 212H31L32 215H33L34 213H38V214H39V213L41 212L39 215L36 214V219L40 218V217H41V214H44V212L41 211V210L43 209L42 207H40V206H41V201L38 200V199H37V200H34V198L32 199V197H33V192L36 191L35 186H33V184H35V185H37V186H39L38 183H40V184L42 183L41 186H42V185H46V180L44 181L45 184L43 183V180L46 179V178H49L48 176H50V174L52 175V173H53V171H52L53 169H51V168H52V165H54V167H53L54 169H55V167L58 165L59 168L57 167L58 169L56 168L55 170H56L57 172H62V173H63V174L61 173L62 176H63V175H66L65 170H64V169H65V166H64V165H63L64 167L62 166V161H63L62 159H63L64 157H66L67 155L72 154V153L74 152V151H73L74 147L72 148L71 146H68V147H66ZM71 149H72V150H71ZM196 149H197V150H196ZM198 149H199V150H198ZM201 149H203V150H201ZM216 149H217V150H216ZM226 149H227L228 151H230L231 153L228 152ZM231 149H232V150H231ZM233 149H235V150H233ZM240 149H241V152H240ZM67 150H68L69 152H67ZM162 150H163V148L161 149V151H162ZM175 150H174V151H175ZM184 150H185L186 153H187V159H184V158L182 157V156H183L182 154L185 153ZM218 150H219V151L221 150V151L218 153ZM236 150H237V151H236ZM197 151H198V152H197ZM203 151H206V152L203 153ZM223 151H225V152H223ZM235 151H236V154H235ZM242 151H243V153H242ZM77 152H78V154L80 155V152H79V151H77ZM86 152H87V151H86ZM86 152L83 151L82 153H85V155H86ZM90 152H91V151L89 150V153H90ZM179 152H180V154H177V153H179ZM181 152H182V153H181ZM189 152H190L191 155L189 154V156H188V153H189ZM199 152H202V153L204 154V157H203V154H202V153H199ZM207 152H208L209 154H208ZM214 152H215V154H214ZM216 152H217V153H216ZM226 152L229 153V154H227ZM238 152H240V153L237 154ZM89 153L87 152V155H88ZM126 153H127V154H124L126 157L123 155L124 157H122V159H121V161H122V162H125L126 165L123 166L122 168L120 167V168H119L120 170H119V169L117 170V173H118V174H120V171H121L122 169H123L124 171H126V170L128 171V172L126 171L125 174H126V173H127V174H130V173L133 172L132 168H131L132 172H131V170L129 171V168H130L132 165L128 168V166H129L128 164L131 163V162H129L130 160H128V159H129V156L131 157V153H130V152H126ZM222 153H223V154H222ZM224 153L226 154V156H225ZM232 153L235 154V156H234V160L232 159L233 157H231ZM250 153H251V152H250ZM110 154H111V153H110ZM110 154H109V155H110ZM132 154H133V153H132ZM160 154H161V155H160ZM174 154H175V155H174ZM198 154H199L200 156H202V157H201L202 160H200L201 158H200V156H198ZM206 154H208V155H206ZM210 154H211V155L213 154V156H211ZM216 154H218V156H215ZM221 154L224 155L223 158H222V155H221ZM240 154H242V155H240ZM109 155H108L107 157H109ZM111 155L114 156L113 154H111ZM159 155H160L159 157L157 156V157L155 158L156 160L154 159L155 162L152 161L151 164L149 163V164L145 167V169L147 168L146 170H145L144 167H143V170H141V171H142V172H145V171H146L145 173H142V172L140 171L141 173L139 172V173H136L134 176H132V177L130 178V180H129V184L124 185V186L116 184L117 186H120V188L123 187L122 190H121L119 187H117V186H116V187H113V188H115V189L118 188V190H120L121 194H124V195H125V194L127 193V196H126V197H125V196L123 197V198H125L124 200H127V199H128V200H127V201H128V202H127L128 204L125 203V207H126V208H124L126 211L129 210V211L126 212V213L131 214V215L134 214L133 212H134L135 207H134V206H130V204H129V203H130V200H129V198H128V195H129V197H131V192H130V191H132V188L135 187L137 181H139V182H138L139 184H140V182H141L142 185H144V186L147 185L146 188L143 187V190L146 189V191H149L148 189H150L149 193H147V192L145 191V193H147V194H146V196H144V197L146 198L149 194H150V195H149L150 198L153 197V196L151 197L152 194L150 193V192H151V187H150V188L148 187L149 184L151 185V183H152V179H150V178L148 177V175H149V174L151 175V173L153 174V176H154V174H155V175L157 174V171H154V172H153V164L155 165V167H157V164H159V162H160V158H161L164 154L162 155V152H161V153H159ZM173 155H174L175 157H174ZM181 155H182V156H181ZM219 155H220V156H219ZM112 156H110L109 158L111 159ZM171 156H173V158H175V159L173 160V158H172ZM176 156H177V157L180 156L181 159H180V157L176 158ZM205 156H206V157H205ZM207 156H208V157L210 156V157L208 158ZM214 156H215V158H216V157H217V158L219 157V159H217V158L215 159ZM229 156H230V157H229ZM239 156H241V157H239ZM62 157H63V158H62ZM127 157H128V158H127ZM188 157H189V158H188ZM212 157H213V158H212ZM220 157H221V158H220ZM226 157H227V160H226ZM228 157H229V159H228ZM235 157H236V158H235ZM238 157H239V160H238ZM243 157H244V158H243ZM248 157H247V158H248ZM158 158H159V161H158ZM171 158H172V160H171ZM182 158H183V159H182ZM197 158H200V159H198V160H199L198 162H197V160H196ZM203 158L206 159L205 162H207V163L210 162V165H211V166H210L209 164H207V163H204ZM26 159H27L28 161H26ZM50 159H51L52 161H51ZM60 159H61V160H60ZM123 159H125V160L127 159L128 162L124 161ZM189 159H190L191 161H190ZM207 159H209V160H207ZM213 159L216 160V161H214ZM55 160H56V161H55ZM57 160H59V161H57ZM111 160H112V159H111ZM113 160H114V163H112V165H113L114 167H113V166H112V167H113V168H116V167L118 166V162L115 161L114 157H113ZM182 160L184 161L183 163H182ZM192 160H193V162L197 165V167L194 166L195 164H193L194 167L192 166V163H193ZM194 160H195V161H194ZM210 160H211V161H210ZM212 160H213V161H212ZM228 160H229V161H228ZM46 161H48V162H50V163H46ZM53 161H54V162H53ZM170 161H171V162H170ZM189 161H190V163H188ZM115 162H116V163H115ZM156 162H157V163H156ZM177 162H180V163H177ZM200 162H202V163H204V164H202V163H200ZM225 162H226V163H225ZM230 162H231V163H230ZM233 162H234V163H233ZM235 162H236V163H235ZM259 162H260V161H259ZM263 162H264V158H263V160H261V163H263ZM44 163H45V164H44ZM152 163H153V164H152ZM155 163H156V164H155ZM187 163H188V164H187ZM197 163H199V167H198V164H197ZM211 163H212V164H211ZM213 163H214L215 166L213 165ZM114 164H115V165H114ZM116 164H117V165H116ZM167 164H168V165H167ZM170 164H171V165H170ZM173 164H175V165L178 164V165H177V166H174ZM180 164H181L182 166H181ZM183 164H185V165H183ZM201 164H202L201 168H202L203 166H205L204 168H202V169H206V170H203L204 172L201 171V170H202V169L200 168V165H201ZM205 164H206V165H205ZM220 164H221V163H220ZM127 165H128V166H127ZM139 165H140V163H139ZM139 165H138V166H139ZM150 165H151V166H150ZM169 165H170V167H169ZM234 165H233V166H234ZM29 166H27V167H29ZM36 166L38 167L39 170H37ZM40 166L43 167V168H41ZM60 166H61L62 168H60ZM115 166H116V167H115ZM140 166H141V165H140ZM142 166H143V165H142ZM142 166H141V167H142ZM207 166H208V167H207ZM209 166H210V167H209ZM124 167H126V169H124ZM178 167H179V169H178ZM189 167H191V168L189 169ZM206 167H207V168H206ZM35 168H36V169H35ZM44 168H45V169H44ZM49 168H50L51 170H50ZM182 168H183V169H182ZM198 168H199V169H198ZM214 168H217V169L215 170ZM246 168L249 169L248 167H244L243 169H246ZM41 169H42V170H41ZM48 169H49V170H48ZM61 169H62V170H61ZM154 169H155V168H154ZM194 169H195L197 172H196ZM208 169H209V170H208ZM211 169L214 170V171H212V173H210V172H211V171H210ZM255 169H256V168H255ZM33 170H36V171H34V173H33ZM44 170H45V171H44ZM144 170H145V171H144ZM150 170H151V172H149ZM198 170H200L202 173H201L200 171L198 172ZM50 171H51V172H50ZM63 171H64V172H63ZM124 171H121V173L124 172ZM167 171H168V172H167ZM188 171H189V172H188ZM190 171H191V172H190ZM205 171H208V173H207L208 176L205 175V174H206ZM28 172H27V173H28ZM46 172H49V173H46ZM213 172H214V173H213ZM32 173H33V174H32ZM44 173H45L46 175H45ZM148 173H149V174H148ZM166 173H169V174L166 175ZM189 173H190V174H189ZM197 173L199 174V176H200L201 179H202V177H203L202 180H200V178H198L199 176H198ZM209 173H210V174H209ZM31 174H32V175H31ZM43 174H44L45 178H44ZM110 174H112L111 171H110ZM127 174H126V175H127ZM138 174H139V176H138ZM242 174H243V171H242ZM41 175H42L43 177H42ZM142 175H143V176H142ZM195 175H194V176H195ZM203 175H204L205 177H204ZM209 175H210V178H211V177H213V178L210 179V178H209ZM59 176H60V175H59ZM59 176H58V177H59ZM141 176H142V177H141ZM231 176H232V175H231ZM231 176L229 175V176L227 177V179H228V180L230 179V180L227 181V179H226L224 183H227V184L229 183V184H228V185H227V184H224V185L227 186V187H225V188H224L223 190H221V191L227 193L226 190H228V191L230 190L231 193H232V190H233V193H232V194H235L236 191L240 189V185H242V186L245 185V187L243 186V188L241 187L242 189L239 190L240 192H242V195L244 194V195L241 196V197H242L243 199H244V198L246 199V197H248V198H250L251 200H252V199L255 200L254 205L249 206V208H248V206H247V207L245 206V207L248 208V210H249L250 212H251V211H254V210H255V211L258 210L257 213H259L260 210L262 209V206H260L261 203L263 202L262 204H264V200H263V198H264V195H263L264 191H262V190H263V187H264V184H263V183H264V180H262V179H264V175H260V176L257 175L260 179L257 177V178H255L254 180H249V181L244 180V181H243L244 184L242 183V181L240 182V180H239V181H238V180H234V181H233L234 178L232 179ZM39 177H40V178H39ZM58 177H57V178H58ZM60 177H61V176H60ZM138 177H139L140 179H137ZM187 177H189V176H187ZM206 177H207V178H206ZM38 178L40 179V182H39ZM41 178H42V179H41ZM114 178H117V176L114 175ZM114 178H113V180H115ZM134 178H136V181H135V182L132 180V179H134ZM146 178H147V179H146ZM165 178H164V181H165ZM247 178H248V177H247ZM261 178H262V179H261ZM58 179H59V178H58ZM144 179H145V180H144ZM148 179H150L151 182L148 181ZM167 179H166V180H167ZM209 179H210V180H209ZM231 179H232V180H231ZM245 179H246V177H245ZM256 179H257V180H256ZM19 180H20V181H19ZM32 180H33V181H32ZM35 180H36V181H35ZM37 180H38V181H37ZM48 180H49V179H48ZM113 180H112V181H113ZM131 180H132V181H131ZM134 180H135V179H134ZM255 180H256V181H255ZM258 180H259V181L262 180L263 183H262V181H261V182H258ZM130 181H131V182H130ZM146 181H147V182H146ZM236 181H237V182H236ZM246 181H247L248 183H251V184H248ZM252 181H253L254 183H253ZM27 182H28V184H27ZM29 182H30V184H32L31 186H30ZM33 182H34V183H33ZM133 182L135 183V185L132 187V186H130V184L133 185ZM142 182H143V183H142ZM235 182H236V183H235ZM239 182H240V183H239ZM255 182H256V183H255ZM15 183H16V184H15ZM23 183H24V184H23ZM167 183H168L167 181L164 182L166 188L169 187V183H168V184H167ZM231 183H232V184H236V187H233V188H232L233 185H232ZM245 183H246V184H245ZM259 183H260L261 186L259 185ZM261 183H262V184H261ZM13 184H14V187H13L14 189H10V187H12ZM26 184L29 185L30 188H29ZM112 184H115L114 181H113ZM230 184H231V185H230ZM237 184H238V185H237ZM229 185H230V186H229ZM246 185H247V186H246ZM249 185H250L251 187H250ZM253 185H254V186H253ZM24 186H25V187H24ZM32 186H33V187H32ZM129 186H130V189L128 190ZM190 186H191V185H188V186H186V188H190ZM228 186H229L231 189L228 188ZM17 187H18V188H17ZM23 187H24V188H23ZM131 187H132V188H131ZM174 187H175V190L180 189V186H179V185H176V186H174ZM174 187H173L172 189H174ZM237 187H238V188H237ZM25 188L27 189V190H26V191H27L26 193H25V191H23ZM32 188H34L33 191H32ZM124 188H125L126 190H125ZM186 188L183 189V190H186ZM227 188H228V189H227ZM234 188H235V189L237 188V189L235 190ZM8 189H10V190H8ZM28 189H29V190H28ZM30 189H31V191H30ZM123 189H124V191H125L126 193L123 191ZM172 189H169V190L166 191L165 194L167 195V197H168V195H170L169 192H170V190H172ZM249 189H251V190H249ZM252 189H253V190H252ZM260 189H261V190H260ZM13 190H15V191H13ZM127 190H128L129 192H128ZM180 190H182V189H180ZM243 190H244V191H243ZM245 190H246V191H245ZM248 190H249V191H248ZM8 191H9V192H8ZM20 191H23L24 194H23L22 192H21V194H19ZM28 191H29L30 193H29ZM122 191H123V192H122ZM217 191H218V190H217ZM230 191H229V192H230ZM239 191H238V192H239ZM251 191H252V192H251ZM256 191H257V192H256ZM12 192H13V193H12ZM31 192H32V194H31ZM167 192H168V193H167ZM229 192H228V193H229ZM234 192H235V193H234ZM246 192H247V193H246ZM259 192H260V193L262 192V193L260 194ZM128 193H129V194H128ZM228 193H227V194H228ZM231 193H229V195H231ZM249 193H250V194H249ZM10 194H11V195H10ZM16 194H17V195H16ZM22 194H23V195H22ZM28 194H29V195H28ZM245 194L248 195V196H246ZM253 194H254V195H253ZM5 195H6L7 197H6ZM15 195H16V196H15ZM24 195H25V196H24ZM31 195H32V196H31ZM155 195H156V194H155ZM157 195H158V193H157ZM166 195H165V196H166ZM261 195H262L263 197H261ZM12 196H13V197H12ZM14 196H15V197H14ZM17 196H18V197H17ZM26 196H27L28 198H27ZM245 196H246V197H245ZM16 197H17V199H16ZM30 197H31V198H30ZM144 197H142V198H143L144 200H147V201H145V202H149V201L151 202V201H152L149 197H148V199H145ZM167 197H165V199H164V200H165V203H166L167 206L164 205V204H163V205H162V204H159V205L161 206V209H164V211H163V210L160 211V210H161V209H160V206H159V208H158L157 205H156V206L153 205L154 208H151L152 210H151V209H150V210L148 209L149 212H148L147 209H146V212L148 213L147 216H146V217H147L146 219H147L148 221H150V223H148V226H146L147 224H145V226H144V225H141V228H143L144 231L147 230L146 228L148 227V228H151V229H150L151 232H152V231H153V232H154V231H158V230H159L158 232H169V229H168L167 231H166V229H165V228H167V226L169 227V223L175 222V224H177L178 226L180 225V222H179V223H177V222H178V221H181V219H177V218H179L178 216L181 215V214H180V213H182L181 210H183V209L186 207V205H187V204H186V205H184V206H181L180 199H181V198H182V199H185L186 197L183 196V197H181V198H179V199H176V200H174L173 198L170 199V198H169L170 196H169L168 198H167ZM256 197H258L259 200H258V198H256ZM7 198H8V199H7ZM12 198H13V199H12ZM248 198H247V199H248ZM255 198H256V199H255ZM15 199H16V200H15ZM35 199H36V198H35ZM247 199H246V200H247ZM32 200H33V201H32ZM122 200H123V199H122ZM167 200H168V201H167ZM170 200H171V201H170ZM178 200H179V201H178ZM2 201H3V202H2ZM30 201H31V202H30ZM39 201H40V202H39ZM111 201H112L113 204L116 202V201H114V200H111ZM119 201H120V199H119ZM166 201H167V202H166ZM169 201H170V202H169ZM239 201H240V200H239ZM257 201H258V202H259V201H262V202L258 204ZM37 202H38V203H37ZM117 202H118V201H117ZM171 202H174V204H173V203L171 204ZM178 202H179L180 204H179ZM30 203H31V204H30ZM32 203H33V204H32ZM36 203H37V204H36ZM112 203H111V204H112ZM169 203H170V204H169ZM97 204H98V203H97ZM255 204H256V205H255ZM30 205H32L31 208H30ZM99 205H100V204H99ZM99 205H96L97 208L95 207V208L93 209V212L95 211V209H96V212L98 211V213H100V212H102V211L104 210V207H103L104 205H102V203H101L102 206L100 205L101 207H100ZM126 205H127V206H126ZM173 205H174V206H173ZM175 205H176V207H175ZM257 205H258V206H257ZM162 206H164V208H163ZM168 206H169V211H167ZM171 206H172V207H171ZM180 206H181V207H180ZM253 206H254V207H253ZM39 207H40V209H39ZM98 207H99V208H98ZM156 207H157V209H159V210H157ZM165 207H166V208H165ZM173 207H174V208H173ZM178 207H179V208H178ZM182 207H183V209H182ZM238 207H240V206H238ZM259 207H261V208H260V209H256V208H259ZM101 208H102V209H101ZM129 208H130L131 210H130ZM132 208H133V209H132ZM175 208L178 209V210L176 211ZM254 208H255V209H254ZM180 209H181V210H180ZM237 209H240V208H237ZM237 209H236V210H237ZM250 209H251V210H250ZM252 209H254V210H252ZM34 210H36V212H34ZM132 210H133V211H132ZM153 210H154V211H153ZM171 210H172V211H171ZM174 210H175V212H174ZM248 210H246V212H248ZM99 211H100V212H99ZM106 211H107V210H104L105 213L103 212V213L98 214V213H96V212H94V213L92 212L93 215L91 214V215L93 216V219L95 218V216H96V218L98 217V219H96V218L94 219V220H96V221L99 220L100 218L103 219V220H99V221H98V226H99L101 229H100L99 231H97L94 235H92V236H93V237H92V242H91L92 245L94 244L95 246H97L98 244H100L99 242H102L101 240H102V237H103V236H102V235H103V234H102L103 232L100 233L101 230H104V231H107V233H110V231H111L112 228H113V220H114V219L111 218V217H110L111 215L109 216V212H106ZM150 211H151V213H150ZM158 211H159V212H158ZM170 211H171V212H170ZM179 211H181V212H179ZM129 212H130V213H129ZM131 212H132V213H131ZM166 212H167V213H166ZM176 212H177L178 214H177ZM246 212H245V213H246ZM157 213H158V214H157ZM169 213H170V215H169ZM174 213H175V215H174ZM254 213H255V212H254ZM96 214H98V215H96ZM101 214L103 215V216H102L103 218L100 217ZM154 214H155V215H154ZM176 214H177L178 216H176ZM252 214H253V212H252ZM34 215H35V214H34ZM145 215H146V213H145ZM148 215H149V216H148ZM173 215H174V218L172 217ZM38 216H39V217H38ZM104 216H105L108 220H107ZM108 216H109L110 218H108ZM233 216L235 217L236 215H233ZM133 217H134L135 219H134ZM157 217H158V218H157ZM161 217H162V218H161ZM91 218H92V217H91ZM91 218H90V219H91ZM150 218H152V219H150ZM155 218H156L157 220H156ZM105 219H106V220H105ZM109 219H110L111 221H110ZM173 219H174V220H173ZM175 219H176V220H175ZM31 220H32V218H31L29 221H31ZM132 220L135 221V223H136L135 226L132 225V223H131V222H133ZM154 220H155V221H154ZM164 220H165V222H167V223H165ZM170 220H172V221H170ZM101 221H103V222H101ZM105 221H106V222H105ZM109 221H110V222H109ZM127 221H128V224H127V223H124V224H126V225H124V224L121 225V226L119 225L120 228L118 227V229L116 230V231H117V235H116V233H115V235H116V236L123 235L125 238H127V237H128V238H135V237H136L137 239L143 241V240L145 239L144 237H146V236H144V235L149 234V232H150L149 229H148L147 231L144 232V231L139 227L140 225L137 224V217H135V216H132V217H130V218L128 217V219L126 220V222H127ZM151 221H154V224L157 222V224H155V226H157L158 224H160V225H158V227H155ZM104 222H105V225L103 224ZM108 222H109V223H108ZM111 223H112V225H111ZM151 223H152V224H151ZM161 223H162V225H161ZM108 224H110V225H108ZM133 224H134V222H133ZM149 224H150V225H149ZM60 225H61V224H57V225L55 226L54 223H51L52 228H51V226H50V229L53 230V229H55L57 226H60ZM102 225L105 226V228L102 227ZM151 225L154 226V227H153V230H152V226H151ZM53 226H55V228H53ZM106 226H107V227H106ZM111 226H112V227H111ZM127 226H133V227L130 229V228L127 227ZM136 226H137V228H135ZM145 227H146V228H145ZM163 227H164V229H163ZM102 228H103V229H102ZM122 228H123V229H122ZM125 228H126V229H125ZM127 228H129V229H127ZM133 228H134V229H133ZM155 228H156V229H155ZM188 228H190V226H189ZM192 228H193V227H192ZM50 229H49V230H50ZM108 229H111V230H108ZM137 229H139V230L141 231L140 236H139V234H138V233H140V232H139V230H137ZM154 229H155V230H154ZM161 229H162V230H161ZM193 229H194V228H193ZM123 230H124V231H123ZM129 230H132V231H129ZM160 230H161V231H160ZM163 230H164V231H163ZM133 231H134V234H133ZM142 231H143V233H142ZM148 231H149V232H148ZM118 232H119V233H118ZM123 232H125V233H123ZM128 232H129V233H128ZM130 232H131V233H130ZM137 232H138V233H137ZM158 232H157V233H158ZM99 233H100L101 235H100ZM121 233H122V234H121ZM126 233H128L129 235L126 234ZM135 233H136V234H135ZM144 233H145V234H144ZM125 234H126V235H125ZM132 234H133V235H132ZM137 234H138V235H137ZM76 235H77V236H76ZM96 235H97V236H96ZM134 235H135V236H134ZM142 235H143V236H142ZM78 236H79V234H77V232H76V234H75V236H74V238H75V237H76V238L73 239V240L75 241V243H74V241H73V242H72L73 244L71 243V245H74V244L77 245V244H78V240H79V239L77 238ZM100 236H101V237H100ZM123 236H121V237H123ZM126 236H127V237H126ZM138 236H139V237L142 236V237H141V238H138ZM79 237H80V236H79ZM94 237H95V238H94ZM96 237H100V238H96ZM142 238H143V240H142ZM76 239H77V240H76ZM95 239H96V240H95ZM100 239H101V240H100ZM93 240H95L96 243H98V244H96L95 242H93ZM98 241H99V242H98ZM158 241H162L161 243H164L166 240H164V239H162V238H159ZM163 241H164V242H163ZM11 245H12V244H11ZM70 247H71V249L74 248V246H70ZM261 249H262V248H261ZM257 250H258V248H257ZM259 250H260V247H259ZM94 256H95V255H94ZM94 256H92L93 259L95 258ZM96 257H97V256H96ZM19 258H20L21 260H20ZM22 258H23V259H22ZM24 258H25L24 256H23V257L18 256L16 259H14V262L16 261L15 263L19 264V263H21V262H24ZM92 258L90 257V259H92ZM26 259H27V258H25V260H26ZM95 259H97V258H95ZM18 260H19V262H17ZM22 260H23V261H22ZM28 260H29V259H27V262H28ZM9 261H10V260H9ZM11 262H13V259H12ZM14 262H13L12 264H15ZM9 264H11V263L9 262Z\"/></svg>",
    "mask_w": 264,
    "mask_h": 264
}]
</instances>
